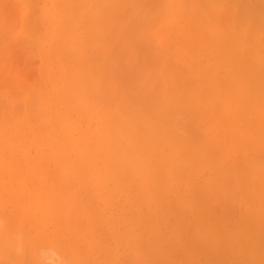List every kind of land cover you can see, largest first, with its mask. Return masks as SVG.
<instances>
[{
    "label": "bare ground",
    "instance_id": "bare-ground-1",
    "mask_svg": "<svg viewBox=\"0 0 264 264\" xmlns=\"http://www.w3.org/2000/svg\"><path fill=\"white\" fill-rule=\"evenodd\" d=\"M51 1L54 2L53 5H55V7H54L53 10H51V6H50V10L53 11L52 15L51 14L48 15V13H47V15L49 16V18H48L49 20L48 21L50 23L48 21L47 22L44 21V22H45V25H46V23H49L50 26H51V27L49 26L50 30L49 31L46 30V31L53 34V36L51 37L52 41H53V39H55L54 40L55 42L57 41L56 42L57 44L55 43L56 45L53 44L52 46L56 47V49H57L56 53L58 55L64 54V55H66L68 57V61H66V59L62 60V58H61V61H63V62L66 61V62L70 63V64L68 63L67 65L68 66L70 65L69 67H71V70L69 69L71 71V73L69 72V77H70V74H71V77L73 76L71 78V80L73 79V81H74V76L75 77H77V76L79 77V75H80L82 77L81 78L79 77V79H77V82L74 81L76 85L73 84V83H70L69 81H71V80L69 79V81H67L68 83L65 86L66 88L64 87L65 90H63V87L59 86L60 88L54 89L51 94L48 93L47 97H45L46 93H44V92H47L48 90L45 91L46 90V89H44L45 87L43 89H41V85H42V84H40L41 82L37 85L38 87L35 85V87H37V89L39 87H40V89L36 92V94H35V92L31 93L32 95H34V94L36 95V99L33 100V101H36V102L34 103V102L31 101L32 103H34L33 104L34 108L32 109L34 112L31 109H30V112L32 111L31 112L32 114L33 113L38 114V116L41 117L42 120H38L39 122H37V119H39V118H37V117H36V119L32 118L31 122H36L34 124L37 125L40 128L36 127V128H38V130L36 131V128H35L36 132L32 131V132H34V134H32V132L30 131V133L32 134L30 137H29L30 133H28L29 135L28 134L26 135V132H24L25 135L28 138H27V140H25L26 143L23 142V144H22V145H24V143H25V145L23 147L20 146L21 149H19V151L21 150V152H19V156L18 155L16 156V153H17L16 150L18 149L19 143H21V141L23 140L22 139L23 137H21V135H20L19 137L22 140L19 139L20 141H18L17 139L19 137L17 139H14V138L12 139V137L14 136V134H13V136H11V138H9L10 140L7 137L9 142L7 141V139L5 141L4 137H2L4 134H3V132H1V129L3 127L0 129V217H2L1 219H3L5 221V226L3 227L2 230H0V264H25V263H29V264H60L59 262H61L62 259L68 261V263L66 262V264H75L74 262H76L77 264H83L84 262H86L84 264H88L89 261L87 262V260H89V259H87V257H90V255L89 256L87 255V254H89L88 253V251H89L88 249L91 247V244L93 243L92 241H90V244H89L88 241L92 238L91 236H93V238H94L95 229H94V233H92L93 235H91L90 239H88V241H86L87 237L85 236L86 238H84L83 234L86 233L87 230H89V229H87V227H86L87 226V224H86L87 221L84 223V220H85V218L87 220V216H85V215H88V217H89L88 219H90V217L92 215L90 214L91 211H89V213H88V208L87 207H89V205H84L85 207L82 205V209L83 210L81 209L79 212L78 211L74 212L71 209H69V207L71 208L73 206V203H75L74 199L75 200L77 199V200L80 201L82 197H88L87 200L89 199V197H90V199L92 197V198H94V203H96V198H97V201L101 200V199L105 200L106 198H109L112 201V199L115 200V199L119 198V196H118L119 194L118 193L124 192L123 191L124 187H126L125 189H129L131 187L130 186V184H131L130 181H132V183H134V184H131V185L132 186L136 185L137 189L136 188L135 189L138 192L134 189V190H132L133 192H131V194L134 195V193L137 192L134 195V197H137V199L132 197V199H129V203L127 202L126 206L129 205L127 208L132 207V205L134 206L133 208H130V209H133V211L134 210L135 211L131 212L132 211L131 210L130 213L131 214L134 213L135 216H134V214H132L134 217H128L127 220L132 219L135 222L136 219H137V221H141V219H142L141 215L143 213H141V211L139 213H138V211L136 212V210L138 208L135 207V205L140 202V200H138V199H140L139 196L141 197L142 201L144 200L143 202H147L146 205H151L150 204L151 201L152 202L155 201L156 203H158L157 206L158 207L160 206L162 208V209L159 208L160 212L162 211V213H163L165 211V213L167 214V212H168V210L166 211V209L168 208V206L166 207L167 201H168V199L171 196H173L172 194L174 193V195H175L176 192H177L178 196L175 195L176 198L174 197V200H172L170 198V200L172 202L176 201V204H173L170 201V204L173 205V208L172 207L171 208L174 210V208H175L174 206H176V207L178 206L177 208H175L177 210H180V211H176L175 210V212H177V215L178 216L179 215L180 216L181 215L185 216L187 213H189L188 215H190V212H188V210H186V209H188V206H185V204L191 203L189 205H193V208H194L193 210L196 209V211H197V209L198 210L202 209V206H203V208H205V207H208L209 205H212V203L216 202V200L213 199V197L214 198L216 197V196H214L216 194L213 195V193H216L215 192L216 189H217V193H219L218 189L222 190L221 188H223V187L225 189H227V187L229 188L230 187L229 185H231V183H233V182H234L233 184L235 186V183H236L235 181H237L236 179L238 178V175L240 173L239 171L241 169H243V170L245 169V172H247L250 175L248 177H250L252 179L254 177L253 180H251L249 178V180H251V182H247V184L252 183L257 178L259 179L258 182L254 181V185H255L254 189L256 187V189H257L256 192H258L259 191L258 189H260L261 193H256V194L253 193L255 191L253 189H252L253 191H251L250 190L251 188L248 185V188H250L249 189L250 191H249L248 188H247V185H246V181H245V184H243L242 182H241V184L246 185L245 189L243 187V190H244L246 195L243 194V192H242V195H239V196H242V198H243L244 197L243 195L247 196L248 194H250V192H252L253 194H255L253 196L251 195L252 198L254 197L252 199V200H254V202L252 200H249L250 197L248 198V196H247L248 200L245 197L243 198L244 204L246 206V204L249 202L250 205H251V201H252L253 205L255 204V205L259 206V208L258 207L255 208V207H253V205H251L252 208H253V209H251L250 206L248 205L251 210L249 209V211L248 210L245 211L246 215H248L247 212H249V214H250L251 211H252L253 214L251 213L250 215H248L249 216V217L247 216L248 219L246 218V216L244 214H241L240 216H242V215L245 216L244 218H245L246 222L244 220V222H245L244 226H242L243 225L242 221L239 220L242 225L240 223H236L237 224L236 227L234 229L232 228L231 230H235V229H237L239 227H240V231H242V229H243L244 233L246 232L245 230H247V232H246L247 234L245 233L244 236L240 237L243 234V232L241 234L239 229H237V230H235L237 232V235L236 236L234 235L232 237H234L235 239L239 238L238 240L236 239V242L239 243V244L237 243V245H238L237 249L241 247L240 248L241 250L238 253H240L241 251L243 252L244 248L247 249L246 251H250V249H251L250 252L253 253L254 248H256L260 243H262L261 241L264 240V238H261V239L259 238L260 235H259V237H258V235H256L257 237L255 238V240L256 241H260L261 240L260 242H256V241H254V239H250V241H252V240L254 241V242L252 241V243H249L250 241L247 242V244H249V245L251 244L252 245L250 249H248L249 245L246 244V241H247L246 239L247 238L248 239L251 238L250 234L253 233L252 229L255 227L253 224L254 223L256 224L257 221L264 222V221H261V217L264 216V194H262V193H264V188H262V187H264V180L261 179V174H262V172H264V171H262V170H264V18H262V17H264V14H261V16H260V13H264V12H260L259 11V8L264 9V0H227V2L226 1L223 2L224 0H222V1H220V0H167L168 2H166L167 5L165 4V6H163L164 5V3H163L164 0H162V1L161 0H159V1L155 0L156 3L153 2L154 0L153 1L152 0L151 1L150 0L146 1L145 0L144 2H142L143 0H141V2L139 3V6L136 3L139 0H130V1L129 0H122V1L121 0H100V1H98V0H83V1L76 0V3H77L78 6H74L75 5V3L73 2L74 0H51ZM84 1H87L86 3L91 2V1H95L96 4L94 2V6L93 7H89V6L86 7L84 5H89V4H86V3L84 4ZM123 1H124L125 4H127V2H128V6H129V2L132 1L131 5L134 6L133 11H130V10H129L130 12L129 11H125V12H129L131 15L129 13H127V14H129L132 18L134 16L133 12L136 9L135 7H137V6L141 7L143 5L142 6V8H143L145 6L144 3H149V2L150 3L152 2L153 4H156L155 6H153V7H155V10H153V7L151 8L150 5L146 4L147 5L146 8L148 10H150V8H151V10H153L151 12L150 11L148 12V10L143 9L144 12H145V13H143L142 8H140L141 9V11H139L140 15L138 14V12L135 14V15L138 14L139 18L142 17L141 15H144L143 16L144 19H145V16L147 17L149 14H151L150 18L147 17V21L146 22H145L144 19H142L143 22L140 21V19H139L138 21H140V24H142V26L140 28V26L138 24L137 25V26H139L138 27V32H136L137 29H135L136 31H134V32L137 33V34L134 35V38L136 36H138L139 37L138 38L139 41L142 40L141 42H139L137 40L138 41V45L135 43L136 46L141 47V49L144 48L145 45L147 44V45H149L148 48L150 47V49H152V51L154 52L155 51L154 49H156V47H158L156 49V52L157 53L159 52V54L161 55V53H163L167 48H169L168 44L170 43L171 40L172 41H171L170 45H172V43L175 40H177V39L180 40V43L182 45V41H181L182 37L180 36V34L181 35H185V31L184 30L186 28H187L186 29L187 30L186 34L189 35L188 36L189 39H187L188 43H189V40L192 37L193 42H191L189 44V45H191V44L192 45L189 46L187 49L184 46H182V47H184L186 49V52L184 51L185 52L184 54H182L180 52V55L186 56L187 58H180V56H179L178 58L176 57V59H175L174 58L175 54H174V52H172L174 55H173V57L170 58V60L173 59V62H172L173 64H177V63H174V59H175L177 62L179 61L178 63L180 65L182 63L184 66H186V68L188 69L187 73L191 74L192 77H194V79H196L197 82L196 81L194 82V84H196V85L192 86L190 83L193 84V81L190 80L191 81L190 82L189 79H188V81L190 83H187L188 81H186V79L188 77V74L185 73V71L182 68H179V70H178V68H176L177 70L174 69V68H172V69L169 68L170 69L169 71H167V72L164 71L166 69H163V67H164V65L166 63L163 65L162 62L163 61L165 62V60L163 59V61H162V58H164V57L161 58L159 56V58H161L159 60H161L160 64L162 66L160 68L157 67V69L156 68H151V69L152 70L155 69L154 70L155 71L154 74H155L156 77L155 76L154 77L156 79L158 77L157 81L160 79L159 81H161V83H162L160 85L164 86L163 87L164 91H165V88L169 89L168 91H170V95L168 94L169 95L168 97H170V98H167V100H166L164 98V96L166 97L167 94L166 95L164 94V96H161L160 94L161 93L163 94L165 92H160V94H159L160 98L157 97L155 102L153 101L156 106L154 104L153 105L155 107L159 108L162 105H160V104H159L160 106L157 105V99L158 100L160 99L162 101L166 100V102H167L168 100H172V98H173L172 96H174L175 100L173 98V101H172V103H174V107L168 106V104L170 103L168 101L167 105L163 103V106L161 107L162 110H160V108H159L158 109L159 111H158L154 107L156 109V110L154 109L155 113L157 112V114L159 116H160V114H161V116H163L165 113L169 112L168 114H166L169 117V114L172 115V112H170V111H173V113H175L174 112L175 110H178L179 112L181 111V109H182V111L185 110L184 111L185 112V116L186 115H190L191 122H189L190 121V119H189V121H188L189 123L187 122V124L190 125V123H191V128L188 125L186 126L184 123H182V124H184V126L183 125L182 126L184 127L185 132H188L190 129H191L190 132H197L196 134H199L198 138L197 137H192V136H194L196 134L194 133V135H193L190 132L186 133L187 135L189 134V136L192 135L190 138H186L187 135L184 136L183 134H182V136H180V135L179 136H175L176 133L174 132L173 129L170 128V126L172 124L170 126H168L170 129H168V127L166 126V128H167V130H166V128L165 129L163 128V127H165L164 125L161 124V125L157 126L156 124L153 123L154 121L149 119V117L147 115H145V114H144V119H142L143 117H140V115L143 114V113H141V112L139 113L140 110L138 111V109H135V112L137 110L136 113H137L138 117L141 119L140 120L138 118L137 122L140 123V124L143 122V124H144V125L141 124L142 127L139 125L141 127L142 131L144 130L147 133V131L149 130V128L147 130V127L149 125H151V126L154 125V127H155V128H153V127L150 126V130L151 129L152 130L151 131L149 130L150 134H154L153 135L154 137L150 135L151 137H153V139H151V137L148 134H146V136H149V137H146V136L144 137L146 142H147V138L151 139L152 140V142H151L152 144L151 143L149 144V142L146 143L144 141L145 143L142 145L140 143L143 142L144 138H143L142 142L139 141V138H140L139 136L141 135V133H139L138 131L141 132V130H139L138 128L135 129V126L138 127V125H135L137 123L136 122V119H137L136 116L137 115H135L136 113L134 112V109H132V110L128 109L130 112L127 111L128 113L124 114V113H122L123 109L122 110L120 109L121 112L119 111V108H121V107H119V108L116 107L118 105V103L115 101V103H117V105H115L113 103L114 105L112 104V106H111V104H110V107H109V106H107V104H105L107 106L106 108L109 107L108 110L106 109L108 112L102 110V107L100 105H99L100 106V108H99L100 111H98L99 109L98 110L96 109L97 106L95 108L93 107L94 105H96L99 102V101H97L98 98H96V97H95L96 98L95 100H96L97 103L93 102L94 103L93 106L92 105H88V104H93L92 103V99H90V97L88 95L94 94V96H95L97 94V92L103 91V89L100 90L101 85H99V84L101 82L103 83V81L106 78H108V77H109V79L112 78L110 76L112 73L111 74L107 73V74H109L108 76L105 73V72H109V70L105 71L107 69V65H106L107 62L105 63V61H106V55L113 53V50H110L111 52L108 51L109 53L107 52V50L109 48L113 49V47H112L113 45H117V46H114L115 50H116V47H118V43H114V41H113V40L117 39V35L118 34L117 33H116V35L113 34L114 37L115 36L116 37L115 38L112 37V39H111V37L108 36L111 39V43H108V42L105 43L104 41L107 40L108 37H105V35L107 36V34H105L106 29H104L103 27L106 26V28H107L108 23H109L108 17H110L109 19H112L111 18L112 17L111 14H113L115 16L116 12H114V10H116V11L119 10L118 7H121L120 5L123 3ZM229 1L231 2L230 4H229ZM2 2H3V4H5L4 0ZM80 2H82L83 4L80 3ZM182 2H183V4H182ZM220 2L223 3V5H221ZM18 3H22V2L19 1ZM160 3L161 4L163 3V4L161 5ZM224 3H226V6L229 5L227 7V9L225 8V4ZM115 4H116V6H115ZM135 4H137V6H135ZM140 4H142V5H140ZM180 4H182V5L179 6ZM79 5H82L83 7L79 6ZM222 6H224V7H222ZM84 7H85V9H88L89 11L87 10V13H86L87 15L81 16V21H82L81 22L82 23L81 27H83V31L86 32V34L88 33V28L89 27H90L91 31H89L90 33H88V35H84V36L82 35L83 36L82 37L81 33H83V34H85V33L81 32V29L78 28V26H80V24L77 25L78 17H77L76 14H78V12H79V15L82 14V11H80V9L82 10V8H84ZM157 7H159V8L162 7L163 8L160 11H158L159 15L156 13L157 12L156 11ZM43 8H44V6H43ZM67 8L68 9L70 8L72 10L74 8H76L79 11L77 12V10L75 9L76 10V14L74 13V11L73 12L71 11V13H70L69 11H66ZM140 9L138 8V10H140ZM223 9H225L224 10V15H225V17H227V20H228V15L231 14L229 16V20L228 21L225 19V17L224 18L221 17V15L224 16L222 14ZM24 10H26V9H24ZM226 10H227V12H225ZM257 10L259 11V13L256 12ZM262 11H264V10H262ZM18 12L20 14V11H18ZM153 12L155 14H157V17H155V18L153 17V16H155L154 14H152ZM176 12H177V15L179 13V18H178V16H175ZM228 12H229V14H228ZM122 13H124V12H122ZM146 13H148V15H146ZM180 13H183V14L181 15ZM107 14H109V15H107ZM160 14H162V15H160ZM47 15L45 14V17H44L45 19L43 18L42 20H47L46 19L48 17ZM58 15H59V17L56 18ZM91 15H92V18H91ZM26 16H28V15H26ZM126 16H125V19H126ZM159 16H161V17H159ZM162 16H163V20H161V22H160V26H159L160 28L159 27H158V29L155 28L157 30H155V29L154 30L151 29L149 31L146 30L148 32H146L145 29H143L145 27V25L149 26L148 24H150V28H152V25H153V27H157L158 24H154L155 23L154 21L157 22L158 17H159V19H162ZM0 17L2 18V16H0ZM40 17H42V16H40ZM123 17H124V15H123ZM152 17L155 19V20L153 19V21H152L153 23L150 21V19H152ZM89 18H91V19H89ZM106 18H107L108 22L104 20ZM132 18H131V21H132ZM136 18H134V19H136ZM184 18H185L186 21L184 20L182 24H184V26L187 25L186 28L183 25H181L179 20H178L177 24H176L177 20L175 21V19H180L181 20V19H184ZM221 18H222V20H221ZM25 19H27V18H25ZM31 20H33L32 17H31ZM103 20L105 21V23H104ZM26 21H28L27 23H30L29 20H26ZM149 21L152 23V25H151V23ZM16 22H18V21L16 20ZM129 22H126L124 24L121 23L122 24L121 25L122 29L124 27H126L127 24H129ZM181 22H182V20H181ZM0 23H1V21H0ZM38 23H40V22H38ZM174 23H175V26L180 23L178 27L179 28H182V27L184 28V30L180 29V31H184L183 32L184 34L182 32H180L179 36L177 35L178 38L174 34L176 39L172 36L173 33H172V35L169 33L170 34L169 35L168 32H170V31L166 30V29L171 30L173 28V24ZM111 24H112V22H111ZM113 24H114V22H113ZM143 24H145V25H143ZM4 25H5V22H4ZM8 25L10 26V23L7 24L6 26H8ZM16 25L18 26V23ZM16 25H14V26L16 27ZM115 25H116V23H115ZM28 27H29V25H28ZM109 27H110V25H109ZM135 27H136V25H135ZM1 28L3 29V25H2ZM4 28L6 30V27H4ZM25 28H27V26ZM25 28H23V30H27L30 27L27 28V29H25ZM37 28H38V26H37ZM139 28L141 30H139ZM179 28L176 27V29H179ZM8 29H9V27H8ZM30 29H32V28H30ZM42 29H41V31H42ZM76 29H77V31L80 29V31L77 34H76V32H77ZM103 29L105 31H103ZM163 29H165L166 32ZM3 30H0V31H3ZM107 30H109V28H107ZM162 30L165 33H167V34H165L163 32H160ZM173 30H175V29H173ZM125 31H127V29ZM9 32H7V33H9ZM178 32H179V30H178ZM1 33H0V36L5 34L3 32H1ZM49 33H47L48 35H46V36H48V38L51 36V34H49ZM79 33H80L81 39L82 38H84L86 40H88V38L90 39V41H89L90 45L86 44V41H85L86 46L81 44L82 42H81V39L79 38ZM174 33H175V31H174ZM120 34H121V30H120ZM120 34L118 35L119 38H120ZM122 34H123V32H122ZM130 34L131 33L129 31V35ZM144 34H146V35H144ZM176 34H177V31H176ZM109 35H111V34H109ZM76 36L79 38V39L77 38L78 41H76L77 40ZM102 36L105 37V40H101ZM131 36H132V34H131ZM186 36L187 35H185L183 37L184 38H188ZM86 37H88V38H86ZM143 37H145L144 39H146V40L140 39V38H143ZM0 38H4V37L2 36ZM5 38H6V36H5ZM172 38H174V41H173ZM129 39L132 40L131 37H129ZM143 40L145 41L146 44H144L142 46V43H144ZM37 41H38V39H37ZM108 41H110V40L108 39ZM115 41L119 42L118 39L115 40ZM74 42H75V44H74ZM187 42H186V44H187ZM28 43H29V41H28ZM76 43H78L80 45V47H78L79 45L76 44ZM91 43H94L95 46L93 44L91 45ZM107 43L109 45L111 44L112 48L111 47L108 48L107 46H109V45H107ZM49 45H50L49 46V48H50L51 44H49ZM73 45H74V47L76 45V47L74 48ZM81 45H83L84 48L81 47ZM147 45L145 47L146 49L144 48L145 51L148 49ZM181 45H180V47H181ZM87 46H88L89 49L93 48L92 50H94L95 52L90 50L91 55L83 54V53L81 54V51L84 50L85 48H87ZM91 46H94V47H91ZM130 46H129V48H130ZM136 46L134 45L133 47L136 49L137 52H134V51H132V52L134 53V56L137 57V60L138 59H142L144 57V55L142 56V55H140V53L143 52L142 50H144V49L138 50L136 48ZM102 47H104V49ZM174 47H172V48H174ZM176 47H177V45H176ZM29 48H30V45H29ZM99 48H101V49H99ZM105 48H107V50ZM170 48H169V50H170ZM79 49L80 50L82 49V50L80 51ZM131 49L133 50V48H131ZM100 50L103 53H101ZM157 50H159V51H157ZM105 51H106V54H104ZM145 51L142 54H145L146 53ZM152 51H151V53H152ZM179 51H181V50H179ZM54 52L55 51H53V53ZM96 52H99V53L103 54V56L105 55L104 56L105 59H103V62L105 64H103V63L101 64V61H98L99 64L95 65V68H93L92 63L97 62V61H95L96 59L94 57H96V55L97 56L99 55ZM123 52H125V51H123ZM138 52H139V54H138ZM169 52L171 53V51H169ZM84 53H85V51H84ZM157 53L153 54V56L155 55V57H156ZM175 53H176V51H175ZM137 54L139 55V57L137 56ZM167 54H169V53H167ZM64 55H63V58H65ZM86 55H87V58L85 57ZM54 56H56L55 53H54ZM100 56L101 55H99V57L97 59H102V56L101 57ZM150 56H152V55H150ZM153 56H152V58H155ZM203 56L207 57V60H209L208 61L209 63L206 62V57H204L205 58V62H202L203 59H204ZM89 57H90V59L93 62L89 59ZM91 57H93V58H91ZM208 57L213 58V60L211 59L212 62H210V58H208ZM42 58H44V57H42ZM145 59H146V57H145ZM145 59L144 60L142 59L143 62H145ZM157 59H156V62H157ZM80 61L83 62L82 64H83L84 67L79 64ZM133 61H134V59H133ZM138 61L140 63H143V62H141V60H138ZM56 62L58 63V61H56ZM66 62H65V65H66ZM75 62L77 63V65H76ZM72 63L74 65H72ZM90 63H91V65H90ZM112 64H114V63L112 62ZM143 64H144V67H145V65H147V63H143ZM143 64H141V65H143ZM160 64H158V66H160ZM65 65H64V67L67 66V65L66 66ZM88 65L91 68L87 72ZM102 65L104 67L103 69H102ZM104 65H106V67ZM42 66H41V68H42ZM73 66H75V67H73ZM78 66L82 67V68H80L81 70L83 68L84 69L82 71H80V70L78 71L79 68L76 69V67H78ZM58 67H60V66H58ZM141 67H142L143 70H145L143 68V66H141ZM151 67H153V66H151ZM169 67H171V66H169ZM85 68H87V69H85ZM100 68L104 71V73L106 75H105V78H103V79L101 78L103 81H101L99 84L97 83V86L99 85V87H100L99 90H96L97 91L96 93H92L91 92L92 87L94 88L96 86V85L93 86V84L96 83V81H93V79H94L95 74L97 73V70H99L98 73H97L98 74V78H100V75H102L101 77H104L103 76L104 73L103 74L102 73L99 74L100 71H102ZM145 68H149V67H145ZM220 69H221L222 75H220L221 73L219 75H217L219 73L218 71ZM84 70H86V73L85 74L83 73L84 75H82L81 72H83ZM140 70H139V72H140ZM143 70L141 72H143ZM149 70L150 69H148V71L146 70V73H144V75L145 74L147 75L149 73ZM152 70L150 71V75L153 72ZM74 71H76V74H75ZM183 71H184L185 74H183ZM77 72L80 73V74H77ZM110 72H112V71H110ZM113 72H114V70H113ZM215 72H217V73H215ZM93 73H95V74H93ZM46 74H48V73H46ZM52 74H53V72H52ZM114 74H115V72H114ZM42 75H43V73H42ZM56 75H57V73H56ZM148 75H147V77H148ZM48 76H50V75H48ZM84 76H85V78H84ZM177 76L178 77L181 76V78L183 76H186V78L183 77L185 80H183V78L182 79L180 78V80H179V78ZM61 77H62V75H61ZM83 78L85 80H87V81L85 82ZM96 78H97V76H96ZM149 78L151 79L150 76H149ZM66 79H64V80L66 81ZM109 79H107V82L104 81L105 85L107 84L106 87L107 86L111 87V85L113 84L112 83L110 85L111 80H109ZM143 80H144V82H145V80H147L146 76L145 77L143 76ZM176 80H178V81L176 82ZM80 81H82V83ZM98 81H99V79H98ZM108 81H109V85H108ZM185 81H186V83H185ZM20 82H21V80H20ZM112 82H114V85H115V81H112ZM139 82H141L142 84L144 83V82H142V79ZM151 82H152V84H149L150 86L153 85V80H151ZM36 84H37V82H36ZM91 84H92V86H91ZM142 84H140V85H142ZM184 84L185 85L187 84V87H184ZM45 85H47V84H45ZM114 85H112V87ZM124 85L125 84H123V86ZM128 85H126V86H128ZM149 85H147V88H148ZM160 85L158 84L157 86L160 87ZM27 86H29V85H27ZM57 86H58V84H57ZM188 86H191V87H188ZM0 87H2V85H0ZM85 87H87V90L90 88L89 92L91 94H89L88 91L85 90ZM106 87H104V88L106 89ZM9 88H10V85H9ZM15 88H16V86H15ZM23 88H25V87H23ZM48 88H50V85H49ZM73 88H75V89H73ZM137 88H142V86L138 87V84H137ZM137 88L135 87V90H134V88H132L134 93L136 92V90H137V92H139L140 89H137ZM160 88L161 89H159V91L162 90V87H160ZM2 89H3V93H4L5 88H2ZM26 89H27V87H26ZM107 89H106V92L104 91V93H107L106 97H108V91H109V90L107 91ZM115 89H117V88L116 87L115 88H111V92L112 93L113 92H116V93L118 92L120 94V93H122L124 91L125 88L121 89L122 92L121 91L119 92L120 89L117 90V91H115ZM0 90H1V88H0ZM126 90H125V92H126ZM13 91H14V89H13ZM25 91H29V90H25ZM154 91H158V90L156 89ZM31 92H32V90H31ZM111 92H109V94ZM131 92H132V90H131ZM3 93H1L0 96H2ZM24 93L26 94V92H24ZM102 93L100 95L105 96V94L104 93L102 94ZM116 93H115V95H116ZM19 94H21V93H19ZM25 94H23V95H25ZM111 94H110L111 98L109 97V98H107V100L104 97V100H106V102H108V103H109V101L111 99L116 100V98H117V97L114 98V96L111 95ZM156 94H157V92H156ZM32 95H30L28 97V99H30V97ZM52 95L56 96L58 99L61 98L60 100H57L56 103L63 104L64 109H65V106H67L66 110L65 111L63 110L64 111L63 113H62V111L61 112L59 111V112H55L54 114L52 113L53 114L52 115V114H50L52 109L49 111L50 113H48V110H49L48 106L49 105L47 106V100H48L47 98L51 97ZM140 95H141V93H140ZM87 96L89 98L88 100L86 99L87 102L91 101V103L88 102L87 106L84 109L85 105H83V104H84L85 98H87ZM94 96L91 95V98H93ZM18 97H20V96H18ZM21 97H24V96H21ZM0 98H2V97H0ZM9 98H10V96H9ZM13 98L15 100V97H13ZM52 98H53V96H52ZM184 98H186V99H184ZM11 99H12V96H11ZM11 99H10V103L13 101V99L12 100ZM17 99L18 98H16V100ZM32 99H34V97L31 98V100ZM54 99H56V98L54 97ZM100 99L101 98L99 96L98 100H100ZM123 99H125V98H123ZM6 100L7 101H5V104L9 105L8 104L9 99H6ZM93 100H94V98H93ZM101 100H103V98ZM119 100H121V98ZM119 100H117V101H119ZM152 100H154V99H152ZM26 101H28V100H26ZM112 101L113 100H111V102ZM48 102H49V100H48ZM123 102L125 104V100H122L120 103H123ZM153 102H151V103H153ZM23 103H25V102H23ZM52 103H53V101H52ZM101 103H104V101H102ZM54 104H55V102H54ZM124 104H123V106H124ZM126 104H127L126 107H128L130 105V102L127 101ZM143 104H145V103H143ZM22 105L23 104H21V107L23 108ZM27 105H28L27 106V108H28L29 104H27ZM105 105H104V109H105ZM0 106H1V103H0ZM91 106L96 110L95 111L96 113L99 112V113H97V115L94 112V115L96 116V117L94 116V118H97L96 120H97V122L98 121L100 122L99 123L100 126H96V127L95 126L93 127L92 125H91V127H86L85 126L86 129H83V131H82V129L80 127H78V126H81L78 123L80 121H77V120H76L77 122L75 121V118L72 116L73 113L71 111H73V109H74L73 112H75L78 109V111L79 110H86L85 112L87 113V111L90 109ZM164 106H168L169 108H173V109H169L168 107H167L168 108L167 109ZM81 108H83V109H81ZM93 108H92V112L94 111ZM115 108H117V109H115ZM131 108H134V106L133 107L131 106ZM137 108H138V106H137ZM165 108L167 110H164ZM178 108H181V109H178ZM139 109H140V107H139ZM148 109L149 108H147L146 110H148ZM111 110L113 111V114L110 115V113L112 112ZM114 110L116 111V113L114 112ZM124 110H126V109L124 108ZM163 110H164V112H163ZM18 111L16 112L17 114L13 113L12 115L13 116H15V115L18 116V114L21 113V111L20 112H18ZM117 111H118V113H117ZM131 111H132V113H134L133 116L136 118L135 121L133 119L134 117L133 116H132L133 118L131 117V115H132ZM178 111H176L177 112L176 113V117L173 116V117H175V119L177 118V114L179 115L180 113H182V111L180 113ZM83 112L84 111H81V113H80V111H79L80 114H82ZM92 112L88 111V114H90L92 116ZM184 112L182 113L183 115H184ZM76 113H75V115H76ZM79 113H77V114H79ZM129 113L131 115H129ZM80 114L78 115V117H80ZM127 114L129 115V117L127 116ZM5 115H7V114H5ZM5 115H4V117H5ZM84 115H85V113H84ZM125 115L127 116L126 119L127 118L128 119L124 121ZM166 115H164L163 118L166 117ZM32 116L35 117L37 115H32ZM141 116H143V115H141ZM2 117L3 116H1V118ZM8 117H9V115H8ZM15 117L12 118V121L13 120L17 121V119L19 118V116H18V118H15ZM81 117H83V114L81 115ZM130 117L134 121V125H132L133 123L131 124V122H133V121L130 122V120H131ZM160 117H159V119H160ZM21 118H22V116H21ZM129 118H130V120H129ZM163 118H161V119H163ZM5 119H7V117ZM172 119L174 120V118H172ZM10 120H11V118H10ZM142 120H144L145 122L142 121ZM149 120H151V122L152 121L153 122L150 124ZM163 120L166 122L167 119L164 118ZM176 120H177L176 121L177 122V126L179 125V123L181 124V122H186V121H181L180 119L178 120V118ZM183 120H184V118H183ZM28 121H30V120L28 119ZM93 121H95V120H93ZM170 121H168V122H170ZM178 121H181V122H178ZM27 122H23L24 125L27 124ZM75 122H76V124H78L77 126H76ZM123 122H126V124L129 123L128 124L129 126L127 127V125H126L127 128L123 129L121 127V125L123 126ZM9 123H8V125L5 126L6 130L8 132H9ZM86 123H87L86 125L89 126V122H86ZM174 123H175V121H174ZM14 124L16 125V123H14ZM20 125H21V123L19 124V126ZM24 125H22V126L25 127V128L23 129V127H21L22 130L26 129V125L25 126ZM40 125L41 126L44 125V126L41 127ZM14 126H12V127H14ZM57 126H60L61 130L59 129V127L56 129ZM161 126H163V127H161ZM172 126H174V125H172ZM160 127L162 128L161 130H160ZM180 127H181V125H180ZM75 128L77 130H79L78 134H77V132H75V130H74ZM78 128H80V129H78ZM29 129L27 128V130H29ZM58 129L60 131L61 136H59L58 133H56L57 132L56 130H58ZM174 129H176V128H174ZM17 130H20V128H18ZM159 130H160V132H159ZM168 130H170V131H168ZM178 130L180 131V129H176V131H178ZM80 131L82 133L81 137H80L81 141L79 140L80 143H78V145H77V141H78V138H79L78 136H80V134H79ZM149 131H148V133H149ZM14 132L15 131L13 129V133ZM74 132L76 134V138L74 136ZM145 132L144 133L142 132L143 136H144ZM172 132L175 133V134H173ZM123 134H125V135L128 134L129 137H127V141H126V138H125L124 143L125 142L126 143L122 145L120 139H122L121 136ZM155 135L157 136L156 138H155ZM124 137L125 136H123V138ZM189 139H191V140H189ZM43 141H47V143L45 142L46 144L45 143L42 144ZM74 141H75V144H74ZM38 142H40V144H37V145L40 146L42 144L43 147L44 146L50 147V149L48 148V151H49L48 153L46 151L42 152V149H38L41 153H39L37 151L39 153V157H38V153H36V155H35V156H37L36 158H33L34 156H32V159L34 161L33 162L31 160V154L27 156V152H29V150H26V147L29 146L30 144L34 143L33 144L34 146H33L32 149L37 148L38 146L35 143H38ZM164 143L165 144L168 143V145H169V147L166 148V149L169 148V151L168 152L166 151L165 154L163 153V151L161 152V147H162V144H164ZM80 144H82V145H80ZM35 145L37 147H35ZM147 145H149V146H147ZM164 146H163V148H164ZM139 147L142 149V151H140V152H138V150L140 149ZM249 150L253 151L254 155L252 154L253 152H251ZM72 151H75L74 155H77L75 158H74L73 155L71 156L73 158H70V155H71ZM199 151H202L201 152L202 154L201 153H198L199 155L196 154ZM237 151L241 152L242 155H241V153L239 154ZM248 151H249L250 155L252 154L251 157L249 156ZM131 152H133V153H131ZM235 153L239 154V156L241 158V161L237 162V158L235 157V155H236ZM43 155H46L47 158H43L44 157ZM196 155L198 157H196ZM28 157L32 161L31 164H29L30 160H28ZM230 158H231L232 162H233V159L235 158L234 160H235L236 164L234 166L230 162L231 163V168L229 169L230 165L225 164V163H227V159H229V161H231ZM240 158H239V160H240ZM34 159H36V162H35ZM97 159H99V163L97 162ZM194 159H195V161H193ZM39 160H41V161L44 160V162L46 160H48V161L51 160L52 162H50V164L53 163L55 171L50 169V168H52L51 167L52 164L49 167L50 164H48V161H47V165H45V164L43 165V162L41 163V161L39 162ZM225 160H226V162L224 163ZM28 161H29V163H28ZM196 161H198V162H196ZM194 162H196V163H194ZM221 162H223V164H225V165L223 166ZM174 163H177L176 164L177 167L174 166L175 165ZM184 164H186V165L183 168ZM218 164L219 165L221 164L223 166V168H221L222 166L220 168L222 170H224L225 173H228V172H226L227 170L228 171L229 170L230 171L233 170L232 168L235 169V172H237L236 169H239L238 174L234 175V173L230 172V171H229L230 174L228 173V175L232 179L234 178L233 182H231L232 179L227 174H225L222 170L221 171L224 173V175L219 169L215 170L217 168L216 166ZM200 165H201V167L203 165L202 168L205 169V167H206L208 170L211 169L210 171L212 173L214 171L215 173L217 172L218 174L216 173L217 176H215V177L212 176V173L210 174L212 177L209 174H208L209 176L206 175V177L203 178V179L200 177V179H202V180H199L200 182H198L195 179L197 181V183H196L195 180H193L194 181V183H192L193 185H190L191 182H193V181H190L191 178L193 177L192 174H196L197 175V173H195V170L197 169L196 171H198V169H201ZM205 165H207V166H205ZM226 165H228V167ZM171 166H174V167H171ZM189 166H190V168L193 167V168H196V169H193V168L189 169ZM209 166L211 168H209ZM170 167H171L172 170L174 168V171L178 170V169H179V171H175L176 173L173 171L174 174H170V173H168V172L172 171L170 169ZM178 167H180V168H178ZM185 167L187 168L185 172L188 171L187 173H189V172L193 171V173H191V174L189 173L190 174L189 177L188 176L187 177L183 176L184 173H182L181 169H185ZM214 167H216V168L214 169ZM225 167L227 168L226 170H225ZM168 168L170 169L169 171H168ZM85 169H86L87 173H88V171L90 172V173H88L89 175L84 171ZM119 169L122 172V174H115L114 172L119 170ZM48 171H50V172H48ZM52 171H54V172H52ZM120 171H119V173H121ZM46 172H48V173H46ZM82 172H83V174H81ZM123 172H124V174H123ZM201 172H202V170H201ZM25 173H27L28 176L31 179L34 180V181L30 180L31 181L30 183L33 184V185L30 184L31 188L25 186V184H24V179H26V178H24V174ZM207 173H209V172H207ZM215 173H213V175ZM219 173H222V175H221L222 178L220 176H218V175H220ZM242 173H240V175ZM244 173H243V175H245ZM80 175H81V177H80ZM83 175H84V177H86V179H85L86 182H84L85 180H83V178H84ZM111 175H113L114 178H116V176L118 178H119V176H120V178L124 177L123 180L125 179L126 184H129V186H126L125 184L123 186L122 183L124 181L122 180L123 182L121 183V187H120V185H119L120 182L117 183L118 179H116L117 181L114 180V178L111 177ZM236 175H237L236 179H235V177H232V176H236ZM107 176H109L110 182H112L111 179H113V182H112L113 185L110 186V184L109 185L107 184L108 183L107 182L108 178H106ZM224 176H228L230 179H228V178H226V179H227V181H230V182H227L226 179H225V181H222L221 179H224L223 178ZM216 177L217 178L219 177L222 182H225V184H223L219 179H218L219 181L216 180L215 179ZM245 177H247V175ZM187 178H189V180ZM242 179H244V177ZM247 179H244V180H247ZM105 180H106L107 183L104 182ZM181 180H183V181L186 180V181H184V183H183V182H181ZM239 181L240 180H238L237 182H239ZM219 182L222 183V184H220ZM259 182H260V185L262 187L259 185ZM34 183H36V184L34 185ZM179 183H183L182 186L185 187L186 190H185V188L183 189V187H182V189L180 188V190H179L180 186L177 189H175L174 186L177 187V185H179ZM185 183H187V185ZM188 183H189V185H188ZM218 183H219L220 186L222 185L223 187L220 188V186L217 185ZM227 183L229 185L225 187V185ZM256 183H258V185ZM116 184H117V186H116ZM236 184H238V183H236ZM241 184H240V187L243 186ZM216 186H218V187H216ZM118 187H120V188L118 189ZM260 187L262 188V190H261ZM121 188H123V190ZM236 188H237V186H236ZM252 188H253V186H252ZM152 189H154V191H151ZM171 189H173V190L170 192L169 190H171ZM182 190H184V191H182ZM246 190H248V191H246ZM134 191H136V192H134ZM226 191L227 192L229 191L228 193H230V194L232 193V190H230V189L229 190L227 189ZM184 192L186 194L189 193L190 196L188 195V197H186ZM234 192L236 193V191L233 190L232 195L234 194ZM153 193H156V194L154 195ZM160 193H162V194H160ZM164 193H165V197L166 198H163L164 197ZM181 193L184 194V196ZM221 193H223V190L221 191ZM115 194H117V195H115ZM123 194H124V197H127V198H128V196H130V197L132 196L129 193H127V195H125V192ZM138 194H139V196H138ZM230 194H229V196L226 194L225 197H227V198L223 197L225 202L223 204L221 203L222 205H220V203H218V202H216V204L214 203L215 205H217V204L220 205V206H217V208L222 206L221 209L218 208L220 211H222V219H221V216H220L221 212L219 210H217V211H219L220 215L219 214L216 215L217 211H214L215 212L214 216H213V213H212V216L214 217V219H216V217L219 215L221 221L223 220V222H224V218H227V216H228V209L227 208H229V207L226 208V205L228 206L227 203L230 202L231 205H235L238 202L240 203V201H239V200H241L240 197L237 196L238 199H239L238 200L237 197H235V194L233 196H230ZM236 194H238V193H236ZM219 195H220L219 196V198H220L223 194H219ZM159 196H160V198H159ZM120 197H121V195H120ZM124 197H122L123 201H120V204L118 203V205H120V206L116 207V209L118 208L119 211H121V210L129 211L130 210V209L127 210L126 207H125V209L123 208V206H124L123 203H125V201L128 200V199H126ZM233 197H235L237 199V201ZM133 198H134V200H133ZM155 198H156V200H155ZM177 198H180L182 201H180ZM185 198L186 199L188 198V199L186 200ZM211 199H212V201H210ZM227 199H229V200H227ZM231 199H233L234 201L231 200ZM245 199L248 201L247 203H245ZM177 200L180 201L181 203L183 202L182 206H181V203L177 204ZM192 200H195L196 202L197 201L198 202L196 203L195 201H193L194 203H192ZM213 200H214V202H213ZM8 201L10 203L14 202V203H12V207H9L10 209L9 208H5L6 207L5 203L9 204ZM71 201H72V204H71ZM90 201H91V203L93 202L92 200H90ZM131 201L133 202V204H131ZM137 201H139V202L135 203ZM161 201H162L163 204L165 202L166 205L164 204V206H163ZM208 201H209L210 204L209 205L208 204L204 205V202L208 203ZM235 201L237 203H235ZM88 202H89V200H88ZM187 202H189V203H187ZM219 202H221V201H219ZM232 202H234L235 204H233ZM69 203L72 206L71 205L68 206ZM107 203L109 204V202H107ZM199 203H202L203 205L201 206V204L199 205ZM230 203H229V205H230ZM183 204H184V206H183ZM241 204H242V207H243L244 206L243 202H241L239 204V207L241 206ZM111 205H113L112 202H111ZM139 205H141V204H139ZM143 205H145V203ZM146 205L144 207H145V210H146L147 213L152 214V213L155 212V211L150 212L151 209H154V207H151V208L149 207V210H148V206H146ZM168 205H169V202H168ZM99 206H100V210H102L101 209L102 206H103L102 200H101V205H99ZM104 206H105V204H104ZM223 206H225L224 208H226V210H227L226 216L225 215L223 216V213H224L223 211H225L223 209ZM181 207H184V209L182 208L183 211H185L184 213H183ZM236 207H238V205ZM242 207H240V209H242ZM171 208H170V210H172ZM230 208H234V207L232 206ZM73 209H74V207H73ZM96 209L99 210V207L96 208ZM235 209H232V210H235ZM237 209L235 211L236 213L238 212ZM215 210H216V208H215ZM230 210L231 209H229V211ZM95 211H96V214L100 213V211L99 212H97V210H95ZM95 211L92 210V212H95ZM109 211L110 212H108V213L105 212V213L106 214H109V213L111 214V209H109ZM123 211H121V212H123ZM121 212L119 213V212L116 211L115 215L116 216L119 215L118 217L121 218L119 220H122V221H120V222L118 221V223H117L116 220H118L117 219L118 217L116 218L115 215H111L112 218H110V220H112L113 218L116 219V220H114L115 221L114 223H116L117 226H118V224L121 225L123 223V220L125 221V223L127 222L126 219H125V217H127V215L123 217V216H121ZM235 212L233 214H235ZM245 212H243V213H245ZM101 213H102V211H101ZM136 213L138 215L141 213V215L136 217V215H137ZM196 213H193V214H196ZM204 213H207V212H204ZM204 213L200 214V212H198V214H196V215H198V217H200L203 220V217L206 219V217H205L206 215H204ZM210 213H211V208H210ZM256 213H259V214H257V217H256ZM96 214L93 213L94 216ZM166 214H165V216H166ZM168 214H170V213H168ZM208 214H209V212H208ZM101 215L104 216V213L101 214ZM132 215H130V216H132ZM145 215H147V214L145 213ZM145 215H144V217H145ZM188 215H186V216H188ZM251 215H252V217H253V215H255L252 219H254L255 217L258 218V219L256 220V222H254L255 219L253 221L251 219L252 223L248 224L247 222L249 221V218L251 217ZM84 216H85V218H84ZM111 216H109V217H111ZM160 216H161V213H160ZM186 216L184 217L185 220H183L182 223H184L186 225H189L188 223H190L193 226H195V227H193L195 229H196L197 226H200L199 224H201V223L195 224V222H197L196 217L195 218L193 217V219L194 220L196 219V220L195 221L193 220L194 222H192L191 220L186 218ZM230 216H232V215H230ZM237 216H238V213H237ZM237 216H236V218H237ZM60 217L61 218L63 217L64 220H61ZM99 217L101 218L100 215H99ZM99 217H97V219ZM181 217H176V218H174L175 220L174 219H171V220L176 222L177 220L178 221L181 220ZM188 217H190V216H188ZM232 217L235 218L234 216H232ZM92 218L95 219V220H91L93 223H94V221L97 222L98 220H100V218L98 220L96 219V217L95 218L92 217ZM147 218L149 219V216ZM209 218H211V217H209ZM102 219H103V217L100 220V225L102 224V222H101ZM104 219L106 220V218H104ZM107 219H109V218H107ZM159 219L161 220L162 218L160 217ZM218 219L219 218L217 217L215 222H214L213 218H211V221H209L210 219H208V220L206 219V221H207V223L208 222H210V223L213 222V224L218 222V224L217 223L215 224V228H216V231L220 230V232H221V228H219V230H218L217 227H216V225L218 226L219 223H220L219 227L221 226V221L219 222ZM262 219H264V218H262ZM59 220L63 221L62 223H64L65 220H66V222H67L66 227H63L62 225H64L65 223L64 224H62V223L60 224ZM110 220H109V223L107 222V224H109V225L111 224ZM142 220H144V218ZM145 220H147V219H145ZM198 220H199V218H198ZM202 220H199V221L202 222ZM104 221H103V224H104ZM137 221H136V224H137ZM148 221H150V219ZM152 221H154V220H152ZM226 221L229 222L228 218L226 219ZM111 222L113 223V221H111ZM130 222H131V225L134 224V222L132 223L131 220L129 221V224L128 223H126V224L124 223V227L126 228V231L128 230V232H129V230H132L131 227H130V229L127 228V227L130 226ZM235 222H238V221H235ZM140 223H143V224H140ZM233 223H231V224H233ZM85 224H86V226H84ZM92 224H91V226H92ZM105 224H106V222H105ZM107 224H106V227L108 226ZM116 224H114V225H116ZM138 224H140L141 225L140 228H142V229H140V232H141V230L144 231V229L146 228L145 234H147L146 231L149 230V229L147 230V228L149 226L147 227L146 224H148V222L145 221V224H144V221H142V222H139ZM138 224L136 225L137 227L136 226L135 227L139 230V227H138L139 225ZM176 224H177V222H176ZM184 224H183V227L185 229H187L186 227H188V226H185ZM213 224H212V228H214ZM126 225H129V226L126 227ZM178 225L179 224H177L176 226H178ZM192 225H190L189 228H191ZM70 226H72V228L74 226V228H73L74 230ZM89 226H90V223H89ZM91 226H90V229L93 230V227H95V225L92 226V227ZM142 226H144V227H142ZM210 226H211V224H210ZM210 226H208V225H206V223L204 224L202 222V225L200 227L203 228V230L202 229L201 230L205 234L203 237H206V234H208L209 232H212V231L208 232V230H205V229L209 228ZM226 226H228V224ZM68 227H70L72 229V231L70 230L71 233L67 234V231L69 230ZM84 227H86V229ZM113 227L114 226L112 224V228ZM132 227L134 228V225H132ZM164 227L165 226H163V229H164ZM172 227L173 226H171V228ZM256 227H258L257 224H256ZM64 228L68 229L65 232L66 234L63 233L64 232L63 231ZM109 228L106 230L105 225L103 226V229H105L106 231H111ZM136 228L133 229L132 235L129 234V237L135 235ZM150 228H151V226H150ZM153 228H151V229H153ZM169 228L170 227H168L166 230L170 231ZM175 228L177 229V227H175ZM229 228L230 227L228 226V229ZM244 228H245V230H244ZM195 229H192L193 232L195 231ZM254 229H256V228H254ZM259 229H262V230H259ZM81 230H83V231H81ZM91 230H89V231L91 232ZM112 230L117 231V229H114V228ZM257 230H259L257 234H259V232H261V234L264 233V226L261 225L260 228H257ZM163 231H165V229ZM172 231H173V228H172ZM187 231H188V229H187ZM196 231H197V229H196ZM206 231L208 233H205ZM249 231H252V232L248 233ZM18 232H19V234H21V241L20 242H21V245H22L23 254L20 253L21 255H19L18 252H17V254L14 253L16 255L13 256V254H12L13 252L11 253V251L14 249V247H15V249L17 248V246L13 245V244L17 243L18 241L14 242V239L17 236L15 238L12 237V236L15 235L14 233H18ZM133 232H134V235H133ZM136 232H137L136 235H138V237H139V234L142 233V232L141 233L139 232V234H138V231H136ZM179 232H180V235H181V234L184 233V230L183 229H182V231L178 230V232H177L178 234H176L177 236L179 235ZM213 232H215V231L213 230ZM111 233H113V232H111ZM196 233H198V231ZM203 233L195 235L194 238L197 239L198 241H199V239L200 240L204 239L203 237L201 238ZM212 233L209 234V237L207 236L208 237V238H206L207 241L208 240L210 241L212 239V237H214V236H212L210 238ZM227 233H230V232H227ZM87 234H88L87 236L89 237V235L91 233L87 232ZM113 234L115 236V233H113ZM223 234H221V235H223ZM254 234H256V232L253 233L252 236ZM213 235H215V233ZM152 236H154V235H152ZM262 236H264V235H262ZM141 237H143V236H141ZM198 237H199V239H198ZM144 238H143V240H144ZM252 238H254V237H252ZM235 239H233V240H235ZM243 239H245V240H243ZM258 239H260V240H258ZM80 241L87 242V246L88 247H86V251L85 252L84 251L82 252V249L80 250V248H79L78 244L82 245V242L79 243ZM236 242H234V244ZM242 242L245 243V245H246L245 247H243L244 245H243ZM254 243H256V244H254ZM83 244H84V242H83ZM240 244H242V245H240ZM229 245H230V248H231V243H229L228 246ZM260 245H262V244H260ZM82 246H85V244L82 245ZM82 246H80V247L82 248ZM233 246H235V245H233ZM9 247H10V253L11 254L8 252ZM12 247H13V249L11 250ZM227 248H229V247H227ZM234 248L236 249V246ZM20 249H21V247H20ZM262 250H264V247H262ZM80 251L82 252L81 254L79 253ZM83 253H85L86 256L85 255L83 256ZM229 253H231V250H230ZM252 253L249 254V252H248L247 255L252 257ZM3 254L4 255L6 254V256H4L2 258L1 256ZM255 255H254V257H255ZM22 256H23V258H24V256L26 258L22 259ZM242 256H245V255H239V259H238L239 263H240V259H242L240 257H242ZM249 256H245L244 258H247ZM262 257H264V256H261V258ZM25 259H27V262L24 261L25 263H23V260H25ZM260 260H262V259H260ZM136 262H138V261L136 260ZM141 262H142L141 264H143V263L145 264L146 263L145 260H142ZM250 262L246 261L244 264H246V263L250 264ZM252 263L253 262H251V264ZM135 264H137V263H135ZM149 264H151V263H149Z\"/></svg>",
    "mask_w": 264,
    "mask_h": 264
},
{
    "label": "rangeland",
    "instance_id": "rangeland-1",
    "mask_svg": "<svg viewBox=\"0 0 264 264\" xmlns=\"http://www.w3.org/2000/svg\"><path fill=\"white\" fill-rule=\"evenodd\" d=\"M3 1V0H2ZM1 0H0V16H2V18L0 19V21H1V23H0V30H3V31H0V33L1 32H3V33H5V34H3L2 36L4 37V38H0V85H2V87H0L1 88V90H0V92L1 93H3V89L2 88H5V90H4V93H3V95L2 96H0V97H2V98H0V103H1V108H0V129H1V132H3V136L2 137H4V140L6 141V139H7V137H8V139L9 138H11V136H13V134H14V136L12 137V139L14 138V139H17L20 135H21V137H23L22 139L19 137L17 140L18 141H20V140H22L21 141V143H19V146H18V149L16 150L17 151V153H16V156L18 155L19 156V152H21V150L19 151V149H21V147H23L24 145H25V143H26V141L25 140H27V134L28 133H30V131L32 132V131H35V128L36 127H38L37 125H35L34 123H36V122H31V120H32V118L33 119H36V117L37 118H39V119H37V122H39L38 120H42L41 119V117H39L38 116V114H36V113H31L33 110V108H34V106H33V104L36 102V101H33V100H35L36 99V92L40 89V87L37 89V85L40 83V84H42L41 85V89H43L44 87V89H46L45 91H47V92H44V93H46L45 94V97H47V95H48V93H52L53 92V90L54 89H58V88H60V87H63V90H65V86H66V84L68 83L67 81H69V79L71 80V78L73 77H71V74H70V77H69V72L71 73V67H69L67 64L69 63V62H66V61H68V57L66 56V55H64V54H60V55H58L57 53H56V51H57V49H56V47L55 46H52L53 44L54 45H56L57 43V41L55 42L54 40L55 39H53V41H52V36H53V34L52 33H49V32H47V31H49L50 30V22L48 21L49 19V16L48 15H52V12L53 11H51V10H53L54 9V7H55V5H53V1H51V0H4V2H5V4H3V2H2ZM22 2V3H18V2ZM25 1V2H24ZM40 1V2H39ZM79 1H83V0H79ZM98 1H100V0H98ZM122 1V0H121ZM130 1V0H129ZM145 0H143L142 2H144ZM146 1H148V0H146ZM151 1V0H150ZM153 1V0H152ZM157 1V0H156ZM159 1V0H158ZM162 1V0H161ZM165 1V0H164ZM163 1V3H164V5L163 6H165V4H166V2H168L167 0L164 2ZM220 1H222V0H220ZM227 2V0H224L223 2ZM74 3H75V5L74 6H78L77 5V3H76V0H74L73 1ZM87 1H84V4L86 3ZM94 2L95 1H91V2H88V3H86V4H89V5H84V6H89V7H93L94 6ZM132 2V1H131ZM131 2H129V6H128V2H127V4H125L124 3V1H123V3L120 5L121 7H118L119 8V10H114V12H116L115 13V16L113 15V14H111V18L112 19H109L110 17H108V20H109V23H108V26H107V28H109V30H107V28H106V26L105 27H103L104 29H106V32H105V34H107V36L105 35V37H111V39H112V37L113 38H115L114 37V35H116V33L119 35L120 34V30H121V34H120V38L118 37V35H117V39H118V41L119 42H116L115 40H117V39H115V40H113L114 41V43H118V47H116V50L114 49V46H117V45H109L108 43H111V39L108 37L107 38V40H105V37L104 36H102V39L101 40H105L104 42L106 43V42H108L107 43V45H109V46H107L108 48L109 47H113V49H108L107 50V48H105L106 50H107V52L109 51V52H111L110 50H113V53L112 54H108V55H106V61H105V63H106V65H107V69L105 70V71H108L109 70V72H105L106 74L107 73H112L110 76L112 77H110L111 79H109V77L108 78H106L104 81L105 82H107V79H109V80H111V82H110V85L112 84V85H114V82H112V81H115V87L117 88V89H115V91H117V90H119V92L121 91L122 92V90L121 89H123V88H125L124 89V91L122 92V93H116V92H111V88H115L114 86L112 87V85H111V87L109 86H107L106 87V85H105V82L102 80L103 78H105V73H104V71L102 70L104 67H103V65H102V71H100V73L99 74H103L104 73V77H101L102 75H100V78H98V71L99 70H97V73L95 74V73H93V74H95V76H94V79L96 78V76H97V78L99 79V81H98V79L96 80H94L93 79V81H96V83H94L93 84V86H95L94 88L92 87V90H91V92L92 93H96L97 91L96 90H99V85H101V88H100V90L101 89H103V91H99V92H97V94L94 96V94H91L90 92H89V89L87 90V87H85V90L86 91H88V93L89 94H91L92 96H94L93 98H94V100H93V98H91V95H88L89 97H90V99H92V103L94 102V103H97L96 102V98H98L99 99V96H100V98L102 99L103 98V100H98L97 99V101H99L96 105H94V103L93 104H88V105H94L93 107L95 108L96 106H97V110L100 108V106L102 107V110H104V111H107L108 110V108L110 107V104H111V106H112V104L114 103L115 105H117V103H118V105L116 106V107H121V108H119V111L121 112V110L123 111L122 113H124V114H126V113H128V112H130L129 110H132V109H134V112H135V109H138V111H139V113L141 112V113H143V114H141V115H143V116H141L140 115V117H143L142 119H144V114L145 115H147L148 117H149V119H151V120H153L152 122L154 123V124H156L157 126L158 125H164L165 127H163V126H161V127H163L164 129L166 128V126L168 127V126H170L171 124L172 125H174V126H170V128L171 129H173L174 130V132L177 134H175V133H173V134H175V136H182V134L184 135V136H186L187 134L186 133H189L190 132V128H191V123H190V125H188L187 124V122L189 121V119H190V115H186L185 116V110L184 111H182V109L181 108H178V109H181V111H182V113L184 112V115L182 114V113H180L178 110H175L174 112L175 113H173V111H170V112H172V115H170L169 114V117L166 115V114H168V113H165L164 115H166V117H164L165 119H167L166 120V122L163 120L164 118H163V116H161V114H160V116L157 114V112L155 113V111H154V109L156 108L157 110L160 108V110H162L161 109V107L163 106V103L164 104H166L167 105V102L169 101L170 103L168 104V106H172V107H174V103H172V101H173V98H174V96H172L171 98H172V100H168L167 102H166V100H167V98H170V97H168L169 95H170V91H168L169 89H166L165 88V91H164V86L163 85H160V84H162L161 83V81H157V79H158V77H157V79L155 78L156 76H155V69H151V68H156L157 69V67H161L162 65L160 64L161 62V60H159V59H161L162 57H164V58H162V61H163V59L165 60V62L163 63L162 62V64L164 65L165 63V65H164V67H163V69H166V70H164V71H169L170 69H172V68H174V69H176V68H178V70H179V68H182L184 71H185V73H187V68H186V66H184L182 63H181V65L175 60L176 59V57L178 58L179 56H180V58H187L186 56H182V55H180V52L182 53V54H184L185 52H186V49L189 47V46H191V45H189L191 42H193V39H192V37H191V39L189 40V43L187 42V39H189V35L188 34H186V26L187 25H185L184 26V24H182L183 23V21L185 20V18L184 19H181L182 20V22H181V20L180 19H175V21H176V24L178 23V20H179V22L181 23V25H183L186 29L184 30V28L182 27V28H179L178 26H179V24L178 25H176L175 26V23L173 24V28L171 29V30H169V29H166L167 31H170V32H168V34L170 33L171 35H172V33H173V37L176 39V37L178 38V36H179V33L180 32H184L185 31V35H187L186 37H188V38H184L183 36H185V35H181L180 34V36L182 37L181 38V41H182V45H181V43H180V40L179 39H177V40H175L174 41V38H172L173 39V43H172V45H170L171 44V41H170V43L168 44L169 46V48H170V50H169V48H167L163 53H161V55L159 54V52L157 53L156 52V49L158 48V47H156V49H154L155 51L153 52L152 51V49H150V47L148 48V46L149 45H147L146 43H145V41L144 40H146V39H144L145 37H143V38H140V39H144L143 41H144V43H142V46L144 45V44H146L147 45V48L149 49H147L146 51H145V47H146V45H145V49L144 48H142V49H144V50H142L141 49V47H138V46H136V44L138 45V41H139V37L138 36H136L135 38H134V35L135 34H137L136 32H138V27L140 26V28H141V26H142V24H140V21H142L143 22V20L142 19H144L143 18V16L144 15H141L142 17H138V14H139V11H141V9L140 8H142V4H140V5H142L141 7H138L139 6V3L141 2V0H139V1H137L136 3L138 4V6H137V4H135V6H137L140 10H138V8L137 7H135L136 9H135V11L133 12L134 14V16H133V18L130 16L131 14L129 13L130 11H133V8H134V6L133 5H131ZM153 2H155V0L153 1ZM180 2V1H179ZM2 3V4H1ZM9 3V4H8ZM80 3H82V2H80ZM79 3V4H80ZM99 3V2H98ZM150 3V2H149ZM144 3V7L142 8V10L143 9H146V10H148L146 7H147V5L146 4H148V5H150L151 6V8L153 7V6H155L156 4H153L152 2V4L150 3ZM156 3V2H155ZM159 3V2H158ZM162 3V4H163ZM189 3V2H188ZM221 3V2H220ZM219 3V4H220ZM231 2L229 1V4H230ZM13 4V5H12ZM28 4V5H27ZM83 4V3H82ZM95 4H96V2H95ZM125 4V5H124ZM161 4V3H160ZM161 4V5H162ZM182 4H183V2H182ZM182 4H180L179 6H181ZM225 4V8L227 9V7L229 6V5H227L226 6V3H224ZM2 5V6H1ZM39 7H38V6ZM159 5V4H158ZM167 5V4H166ZM221 5H223V3H221ZM12 6V7H11ZM20 6V7H19ZM32 6V7H31ZM43 6H44V8H43ZM50 6H51V10H50ZM79 6H82V5H79ZM115 6H116V4H115ZM133 6V7H132ZM160 6V5H159ZM162 6V7H163ZM175 6V5H174ZM177 6V5H176ZM178 6V7H179ZM83 7V6H82ZM88 7V8H89ZM127 7V8H126ZM162 7H157V9H156V13L159 15V12L158 11H160L161 9H163ZM222 7H224V6H222ZM13 8V9H12ZM39 10H38V9ZM49 8V9H48ZM117 8V9H118ZM126 8V9H125ZM129 8V9H128ZM151 8H150V10H148V12L150 11H153V10H155V7H153V10H151ZM20 9V10H19ZM24 9H26V10H24ZM48 9V10H47ZM70 9V8H69ZM68 8H67V10L66 11H69L70 13H71V11L73 12L74 11V13L76 14V8H74L73 10L72 9H70L69 10ZM76 9V10H75ZM84 9V10H83ZM90 9V8H89ZM124 9V10H123ZM23 10V11H22ZM46 10V11H45ZM87 10L88 9H85V7L84 8H82V10L80 9V11H82V14H80L79 15V10H77V12H78V14H76L77 15V17H78V22H77V25L78 24H80V26H78V28H80L81 29V32H84L83 31V27H81L82 26V21H81V16H83V15H87L86 13H87ZM121 10V11H120ZM123 10V11H122ZM130 10V11H129ZM137 10V11H136ZM224 10L225 9H223V11H222V14L224 15ZM262 10H264V9H261V8H259V11L260 12H264V11H262ZM18 11H20V14H19V12ZM36 11V12H35ZM38 11V12H37ZM89 11V10H88ZM125 11H129V12H125ZM259 11L257 10L256 12H258L259 13ZM30 12V13H29ZM44 12V13H43ZM68 12V13H69ZM113 12V11H112ZM122 12H124V13H122ZM138 12V14L137 15H135L136 13ZM225 12H227V10L225 11ZM47 13H48V15H47ZM73 13V14H74ZM127 13H129V14H127ZM142 13V12H141ZM143 13H145L144 12V10H143ZM43 14V15H42ZM45 14L48 16L46 19L47 20H42L44 17H45ZM117 14V15H116ZM152 14H154L155 16H153L154 18L155 17H157V14H155L154 12L152 13ZM181 15L183 14V13H180ZM228 14H229V12H228ZM261 14H264V13H260V16H261ZM26 15H28V16H26ZM104 15V14H103ZM102 15V16H103ZM107 15H109V14H107ZM123 15H124V17H123ZM127 15V16H126ZM129 15V16H128ZM140 15V14H139ZM146 15H148V13H146ZM150 15V16H149ZM147 17H151V14H149ZM160 15H162V14H160ZM185 15V14H184ZM183 15V16H184ZM188 15V14H187ZM227 15V14H226ZM231 14H229L228 15V20H229V16H230ZM14 16V17H13ZM30 16V17H29ZM40 16H42V17H40ZM105 16V15H104ZM125 16H126V19H125ZM164 16V15H163ZM163 16H162V19H159V17H161V16H159L158 17V19H157V22L156 21H154L155 23L154 24H158L157 25V27H153V25H152V21H153V17H152V19H150V21L152 22H150L151 23V25H152V28H150V24H148L149 26H146L145 24H143V25H145V27L143 28V29H145V31L146 30H154L155 28H157L158 29V27L160 26V22H161V20H163ZM175 16H178V18H179V13H178V15H177V12H176V15ZM182 16V17H183ZM186 16V15H185ZM184 16V17H185ZM17 17V18H16ZM31 17H32V19L33 20H31ZM59 17V15L56 17V18H58ZM106 17V16H105ZM114 17V18H113ZM132 18V21H131V18ZM137 17V18H136ZM147 17L145 16V22L147 21ZM181 17V16H180ZM221 17H225V15L224 16H222L221 15ZM16 18V19H15ZM25 18H27V19H25ZM39 18V19H38ZM91 18H92V15H91ZM91 18H89V19H91ZM129 20H128V19ZM134 18H136V19H134ZM262 18H264V17H262ZM45 19V18H44ZM80 19V20H79ZM140 19V21H138ZM225 19L227 20V17H225ZM15 20V21H14ZM16 20L18 21V22H16ZM26 20H29V22L30 23H27L28 21H26ZM105 21H107L108 22V20H107V18L106 19H104ZM103 20V21H104ZM118 20V21H117ZM128 20V21H127ZM155 20V19H154ZM160 20V21H159ZM221 20H222V18H221ZM227 20V21H228ZM25 21V22H24ZM49 22V23H46V25H45V22ZM105 21H104V23H105ZM129 22V24H127V26L126 27H124L123 29H122V27H121V23H126V22ZM159 21V22H158ZM174 21V22H175ZM186 21V20H185ZM3 22V23H2ZM4 22H5V25H4ZM38 22H40V23H38ZM111 22H112V24H111ZM113 22H114V24H113ZM148 22V23H149ZM10 23V26L8 25V26H6L7 24H9ZM15 23V24H14ZM18 23V26L16 25ZM42 23V24H41ZM89 23V22H88ZM115 23H116V25H115ZM132 23V24H131ZM134 23V24H133ZM38 24V25H37ZM139 24V26H137ZM147 24V23H146ZM186 24V23H185ZM2 25H3V29L1 28L2 27ZM14 25H16V27L14 26ZM28 25H29V27L30 28H32V29H30L29 27H28ZM40 25V26H39ZM105 25V24H104ZM109 25H110V27H109ZM135 25H136V27H135ZM24 26V27H23ZM27 26V28H29V29H27V28H25ZM37 26H38V28H37ZM47 26V27H46ZM50 26V27H49ZM175 26V27H174ZM4 27H6V30H5V28ZM8 27H9V29H8ZM77 27V26H76ZM130 27V28H129ZM134 27V28H133ZM176 27L177 28H179V29H176ZM181 27V26H180ZM23 28H25V29H27V30H23ZM43 28V29H42ZM139 28V30H141ZM160 28V27H159ZM11 29V30H10ZM41 29H42V31H41ZM80 29L77 31V29H76V34L80 31ZM103 29V31H105ZM117 29V30H116ZM119 29V30H118ZM127 29V31H125ZM135 29H137V31L135 30ZM157 29H155V30H157ZM173 29H175V30H173ZM180 29L181 30H184V31H180ZM31 30V31H30ZM47 30V31H46ZM87 30V29H86ZM165 32H166V30L165 29H163ZM160 31V32H163V33H165L164 31ZM178 30H179V32H178ZM10 31V32H9ZM89 31H91L90 30V27L88 28V33H90ZM129 31H130V33L132 34V36H131V34L129 35ZM134 31H136V32H134ZM143 31V30H142ZM148 31H146V32H148ZM159 31V30H158ZM157 31V32H158ZM174 31H175V33H174ZM176 31H177V34H176ZM7 32H9V33H7ZM32 32V33H31ZM42 32V33H41ZM80 32V33H81ZM109 32V33H108ZM122 32H123V34H122ZM134 34H133V33ZM145 32V33H146ZM159 32V33H160ZM47 33H49V34H51V36L48 38V36H46V35H48ZM80 33H79V38L81 39V37H80ZM85 34H83V33H81V36L83 35H88V33L86 34V32H84ZM2 34V33H1ZM8 34V35H7ZM109 34H111V35H109ZM114 34V35H113ZM165 34H167V33H165ZM169 34V35H170ZM176 35V37H175V35ZM184 34V33H183ZM11 35V36H10ZM43 37H41V36ZM104 35V34H103ZM113 35V36H112ZM144 35H146V34H144ZM178 35V36H177ZM2 36H0V37H2ZM5 36H6V38H5ZM9 36V37H8ZM46 36V37H45ZM82 36V37H83ZM141 36V35H140ZM129 37H131V39L133 40H130L129 39ZM42 38V39H41ZM48 38V39H47ZM51 38V39H50ZM78 37L76 36V39H77ZM78 38V39H79ZM86 38H88V37H86ZM104 38V39H103ZM37 39H38V41H37ZM78 39L76 40V41H78ZM108 39L110 40V41H108ZM128 39V40H127ZM183 39V40H182ZM84 40V41H83ZM100 40V41H101ZM138 40V41H137ZM28 41H29V43H28ZM75 41V42H76ZM85 41H86V44H88V45H90L89 44V41H90V39L88 38V40H86V39H84V38H82L81 39V44H83V45H85L86 46V44H85ZM88 41V42H87ZM142 41V40H141ZM141 41H139V42H141ZM177 41V42H176ZM185 41V42H184ZM75 42H74V44H75ZM129 42V43H128ZM147 42V41H146ZM176 42V43H175ZM186 42H187V44H186ZM56 43V44H55ZM101 43V42H100ZM113 43V42H112ZM136 43V44H135ZM184 43V44H183ZM49 44H51V47L49 48ZM73 44V43H72ZM76 44H78V43H76ZM94 45L95 46V44L94 43H91V45ZM104 44V43H103ZM29 45H30V48H29ZM79 45V44H78ZM83 45H81V47H83ZM131 45V46H130ZM136 46V48L138 49V50H142L143 52H141L140 53V55H144V57L142 58L143 60L145 59V57H146V59H145V62H143V60L142 59H138V60H141V62H143V63H147V65H145V67H149V68H145L144 67V64L143 63H140L138 60H137V57L136 56H134V53L132 52V51H134V52H137L136 51V49L133 47V46ZM176 45H177V47H176ZM180 45H181V47L182 46H184V47H180ZM186 45V46H185ZM94 46H91V47H94ZM103 46V45H102ZM128 46V47H127ZM129 46H130V48H129ZM156 46V45H155ZM176 48H175V47ZM73 47H74V45H73ZM75 47H76V45H75ZM74 47V48H75ZM78 47H80V45L78 46ZM111 47V48H112ZM172 47H174V48H172ZM84 48V47H83ZM103 49H104V47H102ZM131 48H133V50L131 49ZM2 49V50H1ZM78 49V48H77ZM93 49V48H92ZM92 49H89L88 48V46H87V48H85L84 50H80L81 51V54L83 53V54H88V55H91V53H90V50H92ZM99 49H101V48H99ZM102 49V50H103ZM175 49V50H174ZM52 50V51H51ZM173 50V51H172ZM179 50H181V51H179ZM53 51H55L54 53H55V55L56 56H54V53H53ZM84 51H85V53H84ZM92 51H94V50H92ZM104 51V50H103ZM123 51H125V52H123ZM144 51L146 52L145 54H142V53H144ZM151 51H152V53H151ZM157 51H159V50H157ZM169 51H171V53L172 52H174V54H175V56H174V63H177V64H173L172 62H173V59L172 60H170V58L171 57H173V53L171 54ZM175 51H176V53H175ZM185 51V52H184ZM95 52V51H94ZM100 52L101 53H103L101 50H100ZM140 52V51H139ZM139 52H138V54H139ZM90 53V54H89ZM96 53H98L99 55H101L102 56V59H97L98 57H99V55L97 56L95 53V55H96V57H94L96 60L95 61H97V62H94V63H92L93 61L90 59V57H89V59L92 61L91 63H92V66H93V68H95V65H98L99 63H98V61H101V64L103 63V64H105L104 62H103V59H105V55L103 56V54H101V53H99V52H96ZM133 53V54H132ZM157 53V55H156V57H155V55L153 56V54H156ZM167 53H169V54H167ZM104 54H106V51L104 52ZM136 54V53H135ZM137 54V56L139 57V55ZM165 54V55H164ZM167 54V55H166ZM63 55H64V57L65 58H63ZM120 55V56H119ZM150 55H152L153 57H155V58H152V56H150ZM58 56V57H57ZM93 56V55H92ZM100 56V57H101ZM141 56V57H142ZM159 56L161 57V58H159ZM167 56V57H166ZM170 56V57H169ZM209 56V55H208ZM42 57H44V58H42ZM67 57V58H66ZM86 58H87V55L85 56ZM122 57V58H121ZM148 57V58H147ZM204 57H206V56H203V58ZM61 58H62V60L64 59H66V65H65V62H63V61H61ZM91 58H93V57H91ZM126 58V59H125ZM158 58V59H157ZM208 58H210V62H212L211 61V59L213 60V58H211V57H208ZM44 59V60H43ZM132 59V60H131ZM133 59H134V61H133ZM150 59V60H149ZM156 59H157V62H156ZM94 60V59H93ZM112 60V61H111ZM152 60V61H151ZM155 60V61H154ZM56 61H58V63L56 62ZM82 61V60H81ZM79 62V64L80 65H82L83 66V62ZM116 61V62H115ZM209 60H207V57H206V62H208ZM111 62V63H110ZM112 62L114 63V64H112ZM171 62V63H170ZM181 62V61H180ZM202 62H205V58L203 59V61ZM43 63V64H42ZM64 63V64H63ZM76 63V62H75ZM85 63V62H84ZM91 63H90V65H91ZM209 63V62H208ZM70 64V63H69ZM94 64V65H93ZM141 64H143V65H141ZM158 64H160V66H158ZM172 64V65H171ZM212 64V63H211ZM210 64V65H211ZM44 67H43V66ZM64 65L66 66V67H64ZM72 65H74L73 63H72ZM76 65H77V63H76ZM75 65V66H76ZM86 65V64H85ZM106 65H104L105 67H106ZM143 66V68L145 69V70H143L142 69V67L141 66ZM157 65V66H156ZM168 65V66H167ZM41 66H42V68H41ZM48 66V67H47ZM58 66H60V67H58ZM75 66H73V67H75ZM151 66H153V67H151ZM169 66H171V67H169ZM68 67V68H67ZM84 67V66H83ZM141 67V68H140ZM45 68V69H44ZM66 68V69H65ZM77 68H79L78 69V71L80 70V71H82L80 68H82V67H80V66H78V67H76V69ZM91 67H89V65H88V70H87V72L89 71V69H90ZM115 68V69H114ZM158 68V69H159ZM170 68V69H169ZM55 69V70H54ZM70 69V70H69ZM73 69V68H72ZM85 69H87V68H85ZM141 69V70H140ZM148 69H150L149 70V75H148V77H147V75L145 74L144 75V73H146V70L148 71ZM173 69V70H174ZM95 70V71H96ZM113 70H114V72H115V74H114V72H113ZM139 70H140V72H139ZM143 70V72H141ZM153 71L152 73L154 74H152L151 73V75H150V71ZM177 70V69H176ZM43 71V72H42ZM62 73H61V72ZM110 71H112V72H110ZM184 71H183V74H185L184 73ZM52 72H53V74H52ZM68 74H67V73ZM75 72V74H76V71H74ZM139 72V73H138ZM219 73L217 74V75H219L220 73H221V69L218 71ZM41 73V74H40ZM42 73H43V75H42ZM46 73H48V74H46ZM56 73H57V75H56ZM82 73V75H84L85 73H86V70H84L83 72H81ZM84 73V74H83ZM215 73H217V72H215ZM214 73V74H215ZM52 74V75H51ZM77 74H80V73H78L77 72ZM188 74V73H187ZM48 75H50V76H48ZM59 75V76H58ZM61 75H62V77H61ZM87 75V74H86ZM109 74H107V76H108ZM220 75H222V73L220 74ZM57 76V77H56ZM143 76L145 77L146 76V79L147 80H145V82H144V80H143ZM149 76L151 77V79L149 78ZM155 76V77H154ZM48 79H47V78ZM50 77V78H49ZM54 77V78H53ZM69 77V78H68ZM78 77V76H77ZM77 77H75L74 76V81H76L77 82V79H79V77L81 78L82 76H80L79 75V77L77 78ZM178 77V76H177ZM183 77H185L186 78V76H183ZM182 77V78H183ZM221 77V76H220ZM53 78V79H52ZM60 78V79H59ZM67 78V79H66ZM84 78H85V76H84ZM83 78V79H84ZM102 78V79H101ZM179 78V80H180V78H181V76H179L178 77ZM181 78V79H182ZM7 79V80H6ZM51 79V80H50ZM64 79H66V81L64 80ZM76 79V80H75ZM113 79V80H112ZM142 79V82H144L143 84L141 83V82H139L140 80ZM155 79V80H154ZM188 79H189V81L191 80V81H193V84H194V82L196 81V79H194V77H192V75L191 74H188V77H187V79H186V81H188ZM20 80H21V82H20ZM47 80V81H46ZM150 80V81H149ZM151 80H153V85L152 86H150L149 84H152V82H151ZM183 80H185L184 78H183ZM7 81V82H6ZM73 79L71 80V81H69L70 83H73V84H75V82L73 81ZM83 81V80H82ZM82 81H80L81 83H82ZM84 81L86 82L87 80H85L84 79ZM92 81V82H93ZM101 81H103V83L101 82ZM178 80H176V82H177ZM186 81H185V83H186ZM187 82V83H190V82ZM36 82H37V84H36ZM65 82V83H64ZM79 82V81H78ZM101 82V83H100ZM140 84H142V85H140ZM160 82V83H159ZM184 82V81H183ZM182 82V83H183ZM197 82V81H196ZM97 83L99 84L98 86H97ZM45 84H47V85H45ZM50 85V88H48L49 87V85ZM56 84V85H55ZM57 84H58V86H57ZM65 84V85H64ZM123 84H125L124 86H123ZM129 84V85H128ZM137 84H138V87H140V86H142V88H137ZM160 85V87H162V90H160L159 91V89H161L160 87H158L157 85ZM192 86H195L196 84H192V83H190ZM9 85H10V88H9ZM27 85H29V86H27ZM35 85L37 86V87H35ZM76 85V84H75ZM74 85V86H75ZM82 85V84H81ZM85 85V84H84ZM89 85V84H88ZM87 85V86H88ZM105 85V86H104ZM108 85H109V81H108ZM126 85H128V86H126ZM134 85V86H133ZM147 85H149L148 86V88H147ZM156 85V86H155ZM189 85V84H188ZM15 86H16V88H15ZM40 86V85H39ZM60 86V87H59ZM73 86V85H72ZM91 86H92V84H91ZM103 86V87H102ZM146 86V87H145ZM181 86V85H180ZM183 86V85H182ZM13 87V88H12ZM23 87H25V88H23ZM26 87H27V89H26ZM65 87V88H64ZM76 87V86H75ZM98 87V88H97ZM104 87H106V89H107V91H108V97H106V95H107V93H104V91L106 92V89L104 88ZM119 87V88H118ZM135 87L137 88V89H140L139 90V92H137V90H136V92L134 93L133 92V89L132 88H134V90H135ZM144 87V88H143ZM184 87H187V84L185 85L184 84ZM188 87H191V86H188ZM97 88V89H96ZM110 88V89H109ZM129 88V89H128ZM153 88V89H152ZM180 88V87H179ZM183 88V87H182ZM181 88V89H182ZM12 89V90H11ZM13 89H14V91H13ZM50 89V90H49ZM62 89V88H61ZM73 89H75V88H73ZM105 89V90H104ZM127 89V90H126ZM132 90V92H131V90ZM150 89V90H149ZM158 90V91H154V90ZM11 90V91H10ZM25 90H29V91H25ZM31 90H32V92H31ZM114 90V89H113ZM125 90H126V92H125ZM75 91V90H74ZM129 91V92H128ZM149 91V92H148ZM13 92V93H12ZM24 92H26V94L24 93ZM33 92H35V94L34 95H32L31 93H33ZM104 93L105 94V96H103V95H100L101 93ZM109 92H111L110 94L111 95H113L114 96V98H116V100H114V99H111V100H113L112 102H111V100L109 101V103L108 102H106V100H107V98H111V96H110V94H109ZM151 92V93H150ZM156 92H157V94H156ZM160 92H165V93H161L160 94ZM1 93H0V95H1ZM8 93V94H7ZM19 93H21V94H19ZM102 93V94H103ZM115 93H116V95H115ZM140 93H141V95H140ZM19 94V95H18ZM23 94H25V95H23ZM99 94V95H98ZM123 94V95H122ZM126 94V95H125ZM161 96H164V94L166 95V97L164 96V98L166 99L165 101H162V100H158L157 99V105H162L161 107H155L156 105L154 104V102H155V100H156V98L158 97V98H160V95ZM169 94V95H168ZM30 95H32L33 97H34V99H32L31 100V98H33L32 96L30 97V99H28V97L30 96ZM133 95V96H132ZM149 95V96H148ZM159 95V96H158ZM9 96H10V98H9ZM11 96H12V99H13V101L10 103V99H11ZM18 96H20V97H18ZM21 96H24V97H21ZM50 96V95H49ZM52 96H53V98H52ZM51 97H48L47 99L49 100V102H48V100H47V106H48V108H49V110H48V113H50L49 111L51 110V113L50 114H54L55 112H61L62 111V113L66 110V107L67 106H65V109H64V107H63V104H60V103H56V101L57 100H60V99H58L56 96H54V95H52ZM86 96V95H85ZM88 96H87V98H85V101H84V104L83 105H85L84 106V109H85V107L87 106V103L89 102V103H91V101H88L87 102V100L89 99L88 98ZM103 96V97H102ZM112 96V97H113ZM128 96V97H127ZM13 97H15V100H14V98ZM54 97L56 98V99H54ZM96 97V98H95ZM104 97L106 98V100H104ZM119 97V98H118ZM148 97V98H147ZM151 97V98H150ZM9 99V101H8V104L9 105H6L5 104V101H7L6 99ZM16 98H18L17 100H16ZM22 98V99H21ZM121 98V100H119ZM123 98H125V99H123ZM11 99V100H12ZM54 99V100H53ZM70 99V98H69ZM87 99V100H86ZM133 101H132V100ZM142 99V100H141ZM152 99H154V100H152ZM162 99V98H161ZM184 99H186V98H184ZM25 100V101H24ZM26 100H28V101H26ZM30 100V101H29ZM117 100H119L120 102L122 101V100H125V104H126V102L127 101H129L130 102V105L133 107L134 106V108H131V106L128 108V107H126L127 106V104L125 105L124 104V102L123 103H120L119 101H117ZM145 100V101H144ZM164 100V99H163ZM174 100H175V98H174ZM22 101V102H21ZM34 102V103H32V102ZM52 101H53V103H52ZM70 101V100H69ZM102 101H104V103H101ZM115 101L117 102V103H115ZM154 101V102H153ZM23 102H25V103H23ZM54 102H55V104H54ZM86 102V103H85ZM106 102V103H105ZM151 102H153V103H151ZM175 102V101H174ZM7 103V102H6ZM143 103H145V104H143ZM150 103V104H149ZM4 104V105H3ZM21 104H23L22 106H23V108L21 107ZM27 104H29V107L27 108ZM32 104V105H31ZM59 104V105H58ZM103 104V105H102ZM105 104H107V106H109L108 108H106L107 106L105 105ZM113 104V105H114ZM121 104V105H120ZM123 104H124V106H123ZM155 106H154V105ZM171 104V105H170ZM173 104V105H172ZM55 105V106H54ZM62 105V106H61ZM100 105V106H99ZM104 105H105V109H104ZM145 107H144V106ZM147 105V106H146ZM159 105V106H160ZM179 105V104H178ZM177 105V106H178ZM8 106V107H7ZM32 106V107H31ZM90 107V109L88 110V111H91L92 112V108L93 107ZM99 106V107H98ZM137 106H138V108H137ZM168 106H164V107H168ZM3 107V108H2ZM10 107V108H9ZM136 107V108H135ZM139 107H140V109H139ZM153 107V108H152ZM155 107V108H154ZM163 107V108H164ZM180 107V106H179ZM63 108V109H62ZM89 108V107H88ZM93 108V112H92V116L90 115V114H88V111H87V113L85 112L86 110H79L80 111V113H81V111H84L82 114H83V117H81V115L82 114H80L79 113V111H78V109L75 111V112H73L74 111V109H73V111H71L72 113V116L75 118V121L77 120V121H80V122H78L79 123V125H81V126H78V127H80L81 129H82V131H83V129H86L85 128V126L86 127H91V125L94 127H96V126H100V122L98 121L97 122V118H94V112L96 111L95 109ZM124 108L126 109V110H124ZM131 108V109H130ZM147 108H149L148 110H146ZM152 108V109H151ZM164 109V110H167V109ZM2 109V110H1ZM30 109L32 110L31 112H30ZM62 109V110H61ZM81 109H83V108H81ZM107 109V110H106ZM115 109H117V108H115ZM121 109V110H120ZM129 109V110H128ZM155 109V110H156ZM169 109H173V108H169ZM19 110V111H18ZM64 110V111H63ZM164 110H163V112H164ZM20 112L21 111V113L20 114H18V116H19V118H18V116H13L12 114L14 113V114H17L16 112ZM54 111V112H53ZM98 111H100V109L98 110ZM112 111V110H111ZM128 111V112H127ZM159 111V110H158ZM176 111H178L180 114L178 115L177 114V118H178V120L180 119L181 121H186V122H181V121H178V122H181V124L179 123V125L177 126V118L175 119V117H176ZM34 112V111H33ZM79 113L80 114V117H78V115L79 114H77V113ZM102 112V111H101ZM108 112V111H107ZM110 112V111H109ZM114 112L116 113V111L114 110ZM136 112H137V110H136ZM135 112V113H136ZM166 112V111H165ZM75 113H76V115H75ZM84 113H85V115H84ZM90 113V112H89ZM96 113V112H95ZM97 113H99V112H97ZM97 113H96V115H97ZM117 113H118V111H117ZM138 113V114H139ZM154 115H153V114ZM5 114H7V115H5ZM52 114V115H53ZM111 114H113V111L110 113V115ZM132 114V115H131ZM131 114L129 113V115H131V117L134 115V113H132V111H131ZM4 115H5V117H4ZM8 115H9V117H8ZM11 115V116H10ZM32 115H37V116H32ZM129 115L127 114V116L129 117ZM135 115H137V113L135 114ZM183 115V116H182ZM1 116H3L2 118H1ZM21 116H22V118H21ZM126 115H125V118H124V121L125 120H127L126 119V117H127ZM173 116H175V117H173ZM180 116V117H179ZM184 118V120H183V118ZM189 116V117H188ZM7 117V119L9 120H7V119H5ZM13 117H15V118H18L17 119V121L16 120H13L12 121V118ZM78 117V118H77ZM96 117V116H95ZM130 117V118H131ZM134 117V116H133ZM132 117V118H133ZM137 117V119L134 117L133 119H134V121H135V119H136V122L138 121V115L136 116ZM152 117V118H151ZM159 117H160V119H159ZM174 118V120L172 119V118ZM4 118V119H3ZM10 118H11V120H10ZM14 118V119H15ZM77 118V119H76ZM87 118V119H86ZM130 118H129V120H130ZM132 118H131V120H130V122L131 121H133L132 120ZM157 118V119H156ZM161 118H163V119H161ZM170 118V119H169ZM2 119V120H1ZM28 119L30 120V121H28ZM140 119V118H139ZM148 119V118H147ZM169 119V120H168ZM172 119V120H171ZM6 120V121H5ZM85 120V121H84ZM93 120H95V121H93ZM116 120V119H115ZM141 120V119H140ZM151 120H149V122H150V124L152 123L151 122ZM171 120V121H170ZM28 121V122H27ZM35 121V120H34ZM76 121V122H77ZM134 121L133 122H131V124L132 125H134ZM142 121H144V120H142ZM141 121V122H142ZM168 121H170V122H168ZM174 121H175V123H174ZM10 122V123H9ZM23 122H27V124H25L26 125V129L25 130H22V128L21 127H23L22 125H24V123ZM76 122H75V124H76ZM86 122H89V126L88 125H86L87 123ZM145 122V121H144ZM189 122H191V119H190V121ZM188 122V123H189ZM8 123H9V132L6 130V125H8ZM14 123H16V125L14 124ZM21 123V125L19 126V124ZM138 123V122H137ZM135 124V125H138V127H136L135 126V129L136 128H138L139 130H141V127H142V125H144L143 124V122L140 124V123H138V124ZM148 123V122H147ZM167 123V124H166ZM170 123V124H169ZM174 123V124H173ZM182 123H184L186 126L188 125L190 128V130L188 131V132H185V130H184V124H182ZM4 124V125H3ZM15 126H14V125ZM43 124V123H42ZM129 123H127L126 124V122H123V126L121 125V127L124 129V128H127L129 125H128ZM176 124V125H175ZM24 125V126H25ZM78 124H76V126H77ZM84 125V126H83ZM126 125H127V127H126ZM141 127H140V126ZM146 125V124H145ZM149 125V124H148ZM180 125H181V127H180ZM183 125V126H182ZM194 125V124H193ZM12 126H14V127H12ZM41 126V125H40ZM44 125H42L41 127H43ZM150 126L151 125H149L148 127H147V130H148V128H149V130H150ZM49 127V126H48ZM59 127V129H60V126H57L56 127V129ZM140 127V128H139ZM151 127H153V128H155L154 127V125L153 126H151ZM160 127V130L162 129ZM18 128H20V130H17ZM25 127H23V129H24ZM27 128L29 129V130H27ZM38 128H40V127H38ZM38 128H36V131L38 130ZM80 128H78V129H80ZM144 128V127H143ZM159 128V127H158ZM169 127H168V129H170ZM174 128H176V129H180V131L178 130V131H176V129H174ZM188 128V127H187ZM186 128V129H187ZM193 128V127H192ZM13 129H14V133H13ZM59 129L58 130H56L57 132L56 133H58V135L59 136H61V134H60V131H59ZM137 129V130H138ZM145 129V128H144ZM61 130V129H60ZM75 130V132H77V134H78V131L79 130H77L76 128L74 129ZM77 130V131H76ZM148 130V131H149ZM152 130V129H151ZM150 130V131H151ZM154 130V129H153ZM160 130H159V132H160ZM166 130H167V128H166ZM193 130V129H192ZM28 131V132H27ZM35 131V132H36ZM148 131H147V133L143 130H141V132L140 131H138L139 133H141V135L139 136L140 138H139V141L140 142H142V140H143V138L146 136V134H148L149 136L151 135V136H153L154 134H150V131H149V133H148ZM156 131V130H155ZM154 131V132H155ZM168 131H170V130H168ZM183 131V132H182ZM187 131V130H186ZM194 131V130H193ZM196 131V130H195ZM24 132H26V135H25V133ZM75 132H74V136H75V138H76V134H75ZM145 132V134H144V136H143V133ZM20 133V134H19ZM158 133V132H157ZM185 133V134H184ZM190 133H192L193 135H194V133L196 134L197 132H190ZM19 134V135H18ZM32 134H34V132H32ZM31 133H30V135H29V137L32 135ZM79 134H80V136H78L79 138H78V141L80 140V137H81V131L79 132ZM128 134H123L121 137H122V139H120V141H121V144L123 145V144H125L124 143V141H125V138H126V141H127V137H129V135L127 136ZM157 135V134H156ZM155 135V138L157 137ZM197 135V136H196ZM196 135H194V136H192V135H190L189 136V134L187 135V137L186 138H190L191 136L192 137H197L198 138V135L199 134H196ZM25 136V137H24ZM51 136V135H50ZM123 136H125L124 138H123ZM149 136H146V137H149ZM150 136V137H151ZM154 137V136H153ZM153 137H151V139H153ZM154 138V139H155ZM7 139V141L9 142V140ZM11 139V140H12ZM20 139V140H19ZM151 139H148L147 138V142H149V144L152 142V140ZM185 139V138H184ZM195 139V138H194ZM130 140V139H129ZM149 140V141H148ZM189 140H191V139H189ZM196 140V139H195ZM77 141V145H78V143H80V141L78 142ZM146 142V140H145V138H144V140H143V142L142 143H140V144H144L145 142ZM23 142H25L24 143V145H22L23 144ZM47 143V141H43L42 142V144L43 143ZM146 142V143H147ZM45 143V144H46ZM49 143V142H48ZM139 143V142H138ZM137 143V144H138ZM34 144V143H33ZM33 144H30L29 146H27L26 147V150H29V152H27V156L28 155H30L31 154V160L33 161V159H32V156H34L33 158H36L37 156H35L36 155V153H41L38 149H42V152H49L48 151V148L50 149V147H46V146H42V144L39 146V145H37V144H40V142H38V143H35L36 145H35V147H37V148H34V149H32L33 148ZM44 144V145H45ZM50 144V143H49ZM74 144H75V141H74ZM139 144V145H140ZM152 144V143H151ZM80 145H82V144H80ZM141 145V146H142ZM165 145V146H164ZM168 145V143L167 144H162V147H161V152L163 151V153L165 154L166 153V151L168 152L169 151V148L168 149H166L167 147H169V145ZM21 146V147H20ZM146 146V145H145ZM147 146H149V145H147ZM163 146H164V148H163ZM140 148V147H139ZM164 150H163V149ZM37 149V150H36ZM44 149V150H43ZM34 150V151H33ZM38 151V152H37ZM136 151V150H135ZM140 151H142V149L140 148L139 150H138V152H140ZM203 151V150H202ZM202 151H199V152H197L196 154H198V153H201ZM249 151H251V150H249ZM249 151H248V154H249V156L251 157L252 156V154L254 155V152L253 151H251V152H253L251 155H250V153H249ZM35 154H34V153ZM134 152V151H133ZM133 152H131V153H133ZM137 152V151H136ZM135 152V153H136ZM239 154L241 153V152H239V151H237ZM29 153V154H28ZM39 153H38V157H39ZM73 153V154H72ZM134 153V154H135ZM236 154L235 155V157L237 158V162L238 161H241V158H240V156H239V154ZM34 154V155H33ZM45 154V153H44ZM75 154V151H72L71 152V155H70V158H73V157H71L72 155L74 156V158L77 156V155H74ZM202 154V153H201ZM133 155V154H132ZM199 155V154H198ZM241 155H242V153H241ZM256 155V154H255ZM44 157L43 158H47L46 157V155H43ZM201 156V155H200ZM30 157V156H29ZM29 157H28V160H30L29 159ZM195 157V156H194ZM196 157H198L197 155H196ZM195 157V158H196ZM240 158V160H239V158ZM242 157V156H241ZM193 158V157H192ZM50 159V158H49ZM235 159V158H234ZM233 159V162H232V160H231V158H230V160L231 161H229V159H227V163H225L226 162V160L224 161V163L225 164H228V165H230V167H229V169L231 168V163H232V165H234L235 166V160ZM30 160V163H29V161H28V163L29 164H31L32 163V161ZM35 160V162H36V159H34ZM38 160V159H37ZM41 160H39V162H40ZM47 161L48 160H46L45 162H44V160H42L41 161V163L43 162V165L45 164V165H47ZM193 161H195V159L193 160ZM199 161V160H198ZM198 161H196V162H198ZM34 162V161H33ZM50 162H52L51 160H49L48 161V164H50ZM97 162L99 163V159H97ZM176 162V161H175ZM196 162H194V163H196ZM229 162V163H228ZM231 162V163H230ZM222 163V165L224 166L225 164H223V162H221ZM51 164H52V166H51ZM50 165H49V167L51 166L52 168H50L51 170H54V165H53V163H51ZM175 165L174 166H176V164L177 163H174ZM33 165V164H32ZM186 164H184L183 165V168H184V166H185ZM188 165V164H187ZM221 164L219 165H217L216 167H214V169L215 170H217V169H219L220 171L222 170L221 168H223V166H222ZM228 165H226L227 167H228ZM174 166H171V167H174ZM205 166H207V165H205ZM222 166V167H221ZM169 167V166H168ZM171 167H170V169H171ZM177 167V166H176ZM187 167V166H186ZM185 167V169H181L182 170V173H184L183 174V176H188L189 177V175L191 174V173H193V171H191V172H189V173H187V172H185L186 171V168ZM200 167H201V165H200ZM199 167V168H200ZM202 167H203V165H202ZM201 167V169H198V171H196L197 169L196 168H193V169H196L195 170V173H197V175L196 174H192L193 175V179L191 178V180L190 181H193V180H197L198 182H200L199 180H202L203 178H205L206 177V175H210L212 172L210 171V170H208L206 167H205V169L204 168H202ZM221 167V168H220ZM178 168H180V167H178ZM192 168H190V166H189V169H192ZM209 168H211L210 166H209ZM213 168V167H212ZM169 168H168V171L170 170ZM213 169V170H214ZM227 168L225 167V170H226ZM233 170H229L230 172H233L234 173V175L235 174H238V171H239V169H236L237 170V172H235V169L234 168H232ZM49 170V169H48ZM172 170V169H171ZM200 170V171H199ZM201 170H202V172H201ZM212 170V171H213ZM55 171V170H54ZM54 171H52V172H54ZM86 173H87V171H86V169L84 170ZM83 171V172H84ZM118 171V172H117ZM117 171H115L114 173L115 174H122V172L120 171V169L119 170H117ZM119 171L121 172V173H119ZM154 171V170H153ZM167 171V172H168ZM174 168H173V170L172 171H170V172H168V173H170V174H174V172L175 171H179V169L178 170H175L174 172ZM219 171V172H220ZM224 173H225V171L224 170H222ZM221 171V172H222ZM229 171L227 170L226 172H228L229 173ZM262 171H264V170H262ZM261 171V172H262ZM28 172V171H27ZM48 172H50V171H48ZM48 172H46V173H48ZM83 172L81 173V174H83ZM84 172V173H85ZM166 172V173H167ZM172 172V173H171ZM205 172V173H204ZM207 172H209V173H207ZM222 172V173H223ZM240 173H244L245 172V169L243 170V169H241L240 171H239ZM85 173V174H86ZM88 173H90L89 171H88ZM87 173V174H88ZM176 173V172H175ZM200 173V174H199ZM203 173V174H202ZM207 173V174H206ZM213 173H215L214 171H213ZM213 173H212V176L213 177H215V176H217V174L215 173L214 175H213ZM222 173H219L220 175H218V176H220L221 177V175H222ZM224 173H223V175H224ZM228 173H225V174H227L228 175ZM240 173H239V175H238V178L236 179V177H237V175L236 176H232V177H235V179L238 181V180H240L239 182H237V181H235L236 183H238V184H236L235 183V186H234V178L232 179L229 175V177L232 179V181L231 182H233V183H231V185H229L228 183L225 185V187L226 186H230L229 188L227 187V189L229 190H232V193H233V190H235L236 191V193H238V194H236L235 192H234V194H235V197H240V199L241 200H239L238 199V197H237V199L240 201V203L241 202H243V204H244V201H243V198L245 197L246 199H247V196H248V198L250 197V199L249 200H252L253 198L251 197V195L253 196V195H255L256 193H261V191H260V189H258L259 191L258 192H256L257 191V189H256V187H255V189H254V181L255 182H258L259 181V179L257 178L256 180H254L252 183H249V184H247V182H251V180H253L254 179V177H253V179L252 178H250V177H248V176H250L247 172H245L244 174L245 175H243V173L240 175ZM27 173H25L24 174V178H26V179H24V184H25V186H27V187H29V188H31L30 186L31 185H33L32 183H30L31 181L30 180H33V179H31L29 176H28V174L26 175ZM84 174V175H85ZM86 174V175H87ZM123 174H124V172H123ZM153 174V173H152ZM188 174V175H187ZM230 174V173H229ZM27 177H26V176ZM84 175H83V177H84ZM89 175V174H88ZM110 175V174H109ZM195 175V176H194ZM199 175V176H198ZM208 175V176H209ZM233 175V174H232ZM247 175V177H245ZM119 176V175H118ZM122 176V175H121ZM125 176V175H124ZM127 176V175H126ZM197 176V177H196ZM211 176V175H210ZM211 176V177H212ZM228 176H224L223 178L224 179H221L222 181H225V179L226 178H228V179H230ZM80 177H81V175H80ZM111 177H113V175H111ZM110 177V178H111ZM128 177V176H127ZM196 177V178H195ZM199 177V178H198ZM200 177L202 178V179H200ZM244 177V179H247V180H244V179H242ZM252 177V176H251ZM89 178V177H88ZM87 178V179H88ZM106 178H108V183L106 182V180L104 181L105 183H107L108 185L110 184V186L111 185H113V179H111V181L112 182H110V179H109V176H107ZM114 178V177H113ZM119 178H120V176H119ZM117 176H116V178H114V180H116V179H118V181H117V183L118 182H120L119 183V185H120V187H121V183L123 184V186H124V184L126 185V186H129V184H126V182H125V179L123 180V178L120 180ZM129 178V177H128ZM127 178V179H128ZM135 178V177H134ZM222 178V177H221ZM240 178V179H239ZM249 178L251 179V180H249ZM86 179V177H84L83 178V180H85ZM186 179V178H185ZM188 180H189V178H187ZM216 180H220V178L218 177H216L215 178ZM261 179L262 180H264V172H262V174H261ZM28 180V181H27ZM120 180V181H119ZM123 180V181H122ZM195 180V181H196ZM218 180V181H219ZM220 180V181H221ZM249 180V181H248ZM34 181V180H33ZM184 181H186V180H184ZM184 181L183 180H181V182H183L184 183ZM197 181H196V183H197ZM221 181V182H222ZM226 181H227V179H226ZM245 181H246V185H247V188H248V185L250 186V188H248V190L250 189L251 191H255V192H253V193H255V194H253L252 192H250V194H248L247 196H245L246 194H245V192H244V190H243V187H244V189H245V186L246 185H243V184H245ZM84 182H86V180L84 181ZM128 182V181H127ZM188 182V181H187ZM227 182H230V181H227ZM241 182L243 183V184H241ZM112 183V184H111ZM130 183L131 184H134V183H132V181H130ZM183 183H179V185H177V187L176 186H174L175 187V189H177L179 186V190H180V188L182 189V185H183ZM192 183H194V181L193 182H191V184L190 185H193ZM220 183V182H219ZM219 183L217 184V185H219ZM223 184H225V182H222ZM222 183H220V184H222ZM31 184V185H30ZM36 183H34V185H35ZM130 184V188L129 189H125L126 187H124V190H123V188H121L124 192H125V195H127V193H129V194H131V192H133L132 190H134L135 188L137 189V186L136 185H131ZM181 184V185H180ZM186 185H187V183H185ZM184 184V185H185ZM240 184L241 185H243V186H241L240 187ZM252 184V185H251ZM257 185H258V183H256ZM188 185H189V183H188ZM239 185V186H238ZM259 185H260V182H259ZM116 186H117V184H116ZM122 186V187H123ZM220 186V185H219ZM236 186H237V188H236ZM252 186H253V188H252ZM261 186V185H260ZM120 187H118V189L120 188ZM216 187H218V186H216ZM221 187H223L222 185L220 186V188ZM232 187V188H231ZM262 187V186H261ZM260 187V188H261ZM185 187H183V189H184ZM224 188V187H223ZM223 188H221L222 190H223V193H221V191L222 190H220V189H218L219 190V193H217V189H216V193H213V195L214 194H216V195H214V196H216L215 198L213 197V199L214 200H216V202H218V203H220V205H222L224 202H225V200H224V198L223 197H225L226 196V194L229 196V194L230 193H228L226 190L227 189H223ZM240 188V189H239ZM262 188H264V187H262ZM262 188H261V190H262ZM135 189V190H136ZM253 189V190H252ZM128 190V191H127ZM173 189H171V190H169L170 192L172 191ZM185 190H186V188H185ZM240 190V191H239ZM248 190H246V191H248ZM249 190V191H250ZM130 191V192H129ZM137 191V190H136ZM136 191H134V192H136ZM151 191H154V189H152ZM168 191V192H169ZM182 191H184V190H182ZM181 191V192H182ZM226 191V192H225ZM121 192V191H120ZM124 192H121V193H118L119 195V198H117V199H115V200H113L112 199V201H111V199H109V198H106L105 200L104 199H101L102 200V203H103V206H102V210H100V206L99 205H101V200H98L97 201V198H96V203H94V198H92L91 197V199H90V197H89V202H88V200H87V198L88 197H82L81 198V200L79 201V200H75L74 199V202L75 203H73V206L71 205L72 204V201H71V204L69 203V205L68 206H72L71 208L69 207V209H71L72 211H74V212H79L81 209H82V205L84 206V205H89V207H87L88 208V213H89V211H91L90 212V214L92 215L91 217H90V219H88L89 217H88V215H85V216H87V220H86V218H85V216H84V218H85V220H84V223L86 222V224H87V226H86V224L84 225V226H86L87 227V229H89V230H91L90 229V226H91V224L93 223L91 220H95V219H93L92 217H96V219H97V217H99V215L101 216V218L103 217V219H102V224L100 225V220H101V218H100V220H96L97 222H95L94 221V223L92 224V226H94L95 225V227H93V230H91V232L89 231V230H87V232L88 233H91L90 235H89V237L87 236L88 234H87V232L86 233H84L83 234V237L84 238H86L87 240L86 241H88V239H90V236L91 235H93L92 233H94V229H95V233H94V238H93V236H91L92 238L88 241L89 242V244H90V241H92L91 243V247L87 250L88 251V253L89 254H87L88 256L90 255V257H87V259H89V260H87V262L89 261V263L88 264H135V263H137V264H141L142 262V260H145L146 261V263L145 264H149V263H151V264H244L246 261H251V262H253L252 264H257L258 262V264H264V257H262L261 258V256H264V250H262V247H264V240H260L261 238H264V236H262V235H264V233H262L261 234V232H259V234H257L258 233V231L259 230H262V229H259V230H257V228H260V226L262 225V226H264V222H260V221H257L256 222V220L258 219V218H256L257 217V214H259V213H256V217L254 218L255 219V221L254 222H256V224H257V226L258 227H256V224L254 223L253 225L255 226L254 228H256V229H252V231H253V233H255L256 232V234H254L253 236H252V234H250V236H251V238H247L246 236V244H247V242H249L250 241V239H254V241H256L255 240V238L257 237L256 235H258V237H259V235H260V239H258V240H260L262 243H260V244H262V245H256L257 247L256 248H254V251H253V253L252 252H250L251 251V244L249 245V244H247V245H249V248L248 249H250V251H246L247 249H245L244 248V250H243V252L240 254V253H238L241 249V247L240 248H238L237 249V247H238V245H237V243L238 242H236V239L234 238V237H232V236H236L237 235V232L235 231V230H237V229H239V231H240V227L239 228H237V229H235V230H231L232 228L234 229L235 227H236V223H240V221L239 220H241L242 221V223H243V225L242 226H244V223L246 222V220H245V216H246V218H247V216L248 215H250L251 213H252V211L250 212V214H249V212H247V214L248 215H246V212L245 211H249V209L251 208V209H253L252 208V206L251 205H253V203H252V201L254 202V200H252L251 201V205H250V203L245 199V203H247L246 204V206H245V204H244V206L242 207V204H241V206L240 207H242V209H240V207H239V204L236 202L237 201V199L235 198V197H233L234 199H236V201H235V203H237V204H235L234 202H232L233 204H235V205H231V203H230V205H229V203H227L228 204V206L226 205V208L227 207H229V208H227L228 209V216H227V218H228V220H229V222L228 221H226V219L227 218H224V222H223V220L221 221V219H222V211H220L219 209H221V207H218L217 208V206H220V205H215L216 204V202H214V200H213V202L215 203H212V205H209L210 203H209V201H208V203H205L204 202V205L206 204H208L209 206L208 207H205V208H203V204L202 203H199V205L201 204V206H202V209H200V210H198L197 209V211H196V209L195 210H193L194 208H193V205H189V204H191V203H189V202H187V203H189V204H185V206H188V209H186V210H188V212H190V215H188L189 213H187L186 215H188V216H190V217H188V216H186V218H188L189 220H191L192 222H194L196 219H197V222H195V224H199V223H201V224H199L200 226L202 225V222L205 224L206 223V225H208V226H210V224H211V226L209 227V228H207V229H205V230H208V232L209 231H212L213 232V230L215 231V232H205V233H208V234H206V237H203L205 234L202 232V230H203V228H201L200 226H197L196 227V229H197V231H198V233H196L197 231H196V229L195 228H193V227H195V226H193L192 224H190V223H188L189 225H186V224H184V223H182L183 222V220H185V216H183V215H177V212H175V210L176 211H180V210H177V209H175V208H177L176 206H174L175 208H174V210L172 209L173 208V205H171L170 204V198L172 199V200H174V197H175V195L176 196H178V194H177V192H176V194L174 195V193L172 194L173 196H171L170 194V198L168 199V201H167V205L165 204V202H164V204L166 205V207L168 206V208L166 209V211L168 210V212H167V214L165 213V211L162 213V211L160 212V209L159 208H161L160 206L158 207L157 206V204L158 203H156L155 201L154 202H152L151 201V205H146V203L147 202H143L142 200H141V197L139 196V194H138V196H139V198L140 199H138V200H140V202L139 201H137V202H135V203H138V204H136L137 206L139 205V204H141V205H139L138 207L135 205V207L136 208H138L137 210H136V212L138 211V213L141 211V213H143L142 215H141V213L138 215L137 213V215H136V217L137 216H140L141 215V218L143 219L144 218V220H142L141 219V221H137V219H136V221H137V224L139 223V222H142V221H144V224H145V221L146 222H148V224H146V226L148 227L147 228V230L148 231H146V233L147 234H145V230H146V228L144 229V231L143 230H141V232H140V229H142V228H140L141 227V225L140 224H143V223H140V224H138L139 226V230L136 228L137 226V224H136V221L134 222L132 219H130L131 221H132V223L134 222V224H132V225H134V228L132 227V225H131V222H130V226L129 225H126V227L127 226H129V227H127V228H129L130 229V227L132 228V230H129V232H128V230L126 231V228L124 227V223H125V221L123 220V223L121 224V225H119L118 224V226H117V224L116 223H114L115 221L114 220H116L115 218H113L112 220H110V218H112V216L111 215H115V213H116V211L117 212H121V211H123V210H121V211H119V209L117 208L116 209V207H119L120 205H118V203L120 204V201H123V198L122 197H124ZM138 192V191H137ZM136 192V193H137ZM179 192V191H178ZM225 192V193H224ZM240 192V193H239ZM242 192H243V194H245V195H243L244 197L242 198V196H239V195H242ZM136 193H134V195L136 194ZM163 193V192H162ZM162 193H160V194H162ZM185 193V192H184ZM232 193L230 194V196H233L232 195ZM248 193V192H247ZM252 193V194H251ZM154 195L156 194V193H153ZM167 194V193H166ZM182 194V193H181ZM218 194V195H217ZM219 194H223L220 198H219ZM262 194H264V193H262ZM115 195H117V194H115ZM120 195H121V197H120ZM132 195V194H131ZM134 195H132L131 197L130 196H128V198L127 197H124V198H126V199H128V200H126L125 201V203H123L124 204V206H123V208L125 209V207H126V209L128 210V209H130V208H133L134 206L132 205V207H129V208H127L129 205H127L126 206V204H127V202L129 203V199H132V197H134ZM168 195V194H167ZM183 196H184V194H182ZM185 195H186V197H188V195L190 196V194L188 193V194H186L185 193ZM117 196V197H118ZM161 196V195H160ZM160 196H159V198H160ZM130 197V198H129ZM153 197V196H152ZM163 197V196H162ZM169 197V196H168ZM102 198V197H101ZM135 199H137V197H134ZM134 198H133V200H134ZM163 198H166L165 197V193H164V197ZM176 198V197H175ZM219 198V199H218ZM225 198H227V197H225ZM232 198V197H231ZM109 201H108V200ZM177 199H179L180 201H182L180 198H177ZM186 199V198H185ZM188 199V198H187ZM186 199V200H187ZM190 199V198H189ZM193 199V198H192ZM90 200H92L93 202L91 203V201ZM119 200V201H118ZM153 200V199H152ZM155 200H156V198H155ZM159 200V199H158ZM162 200V199H161ZM221 201V202H219V201ZM227 200H229V199H227ZM231 200H233V199H231ZM105 201V202H104ZM136 201V200H135ZM146 201V200H145ZM164 201V200H163ZM180 201H178L177 200V204L178 203H181ZM185 201V200H184ZM193 201H195V200H192V203H194ZM210 201H212V199L210 200ZM234 201V200H233ZM9 202V201H8ZM100 202V203H99ZM107 202H109V204L107 203ZM111 202H112V204L113 205H111ZM168 202H169V205H168ZM196 202V201H195ZM198 202V201H197ZM196 202V203H197ZM12 203H14V202H9V204L8 203H5V208H9V207H12ZM107 203V204H106ZM145 203V205L146 206H148V210H149V207L151 208V207H154V209H151V211L150 212H153V211H155L154 213H152V214H149V213H147L146 212V210H145V205H143ZM153 203V204H152ZM161 203H162V201H161ZM171 203H173V204H176V201H174V202H172L171 201ZM183 203V202H182ZM182 203H181V206H182ZM222 203V204H221ZM7 204V205H6ZM11 204V205H10ZM104 204H105V206H104ZM115 204V205H114ZM122 204V205H123ZM131 204H133V202L131 201ZM163 204V203H162ZM164 204H163V206H164ZM109 207H108V206ZM157 207H156V206ZM161 205V204H160ZM197 205V204H196ZM198 205V206H199ZM238 205V207H236ZM250 206V208H249V206ZM14 206V205H13ZM76 206V207H75ZM80 206V207H79ZM180 206V205H179ZM183 206H184V204H183ZM213 206V207H212ZM234 207V208H230V207ZM73 207H74V209H73ZM85 207V206H84ZM99 207V210L98 209H96V208H98ZM111 207V208H110ZM141 209H140V208ZM172 207V208H171ZM197 207V206H196ZM195 207V208H196ZM216 208V210H215V208ZM225 206H223V209L225 210V211H223L224 213H223V216L225 215L226 216V212H227V210H226V208H224ZM253 207H255V208H259V206H257V205H253ZM165 208V207H164ZM170 208L172 209V210H170ZM180 208V207H179ZM178 208V209H179ZM184 209V207H181V209ZM210 208H211V213H210ZM238 210V216H237V213L235 212L236 211V209ZM10 209V208H9ZM8 209V210H9ZM78 209V210H77ZM104 209V210H103ZM109 209H111V214L109 213V214H106V213H108V212H110L109 211ZM162 209V208H161ZM183 209H182V211H183ZM214 209V210H213ZM229 209H231L230 211H229ZM232 209H235V210H232ZM250 209V210H251ZM83 210V209H82ZM92 210H97V212H99L100 211V213H101V211H102V213L101 214H103L104 213V216L103 215H101L100 213H97L96 214V211L95 212H92ZM113 210V211H112ZM132 210V211H131ZM159 210V211H158ZM209 210V211H208ZM213 210V211H212ZM217 210H219L221 213V215L219 214V211H217ZM241 210V211H240ZM130 211L131 212H134L133 211V209H130L129 211H123V212H121V216H126L127 215V217H125V219H126V223H128L129 224V221L130 220H127V218L128 217H134L135 216V214L134 213H132V214H134V216L130 213ZM203 211V212H202ZM214 211H217V213H216V215L217 214H219L220 216H221V219H220V217H219V215L217 216L219 219V222L221 221V226L219 227V225H220V223H219V225L217 226L216 225V227H217V229L219 230V228H221V232H220V230L219 231H216V228H215V224L217 223L218 224V222H216L215 224H213V222H208L207 223V221H206V219L208 220V219H210L209 221H211V218H213V220H214V222L216 221V219H217V217H216V219H214ZM106 212V213H105ZM185 211H183V213H184ZM197 212V213H196ZM198 212H200V214H202V213H204V212H207V213H204V215H206L205 217H206V219L203 217V220L200 218V217H198V215H196V214H198ZM208 212H209V214H208ZM235 212V214H233ZM240 212V213H239ZM243 212H245V213H243ZM93 213H95L96 215L94 216L93 215ZM113 213V214H112ZM126 213V214H125ZM145 213L147 214V215H145ZM160 213H161V216H160ZM168 213H170V214H168ZM193 213H196V214H193ZM212 213H213V216H212ZM232 213V214H231ZM132 215V216H130V215ZM154 214V215H153ZM156 214V215H155ZM165 214H166V216H165ZM180 214V213H179ZM208 214V215H207ZM241 214H244V215H242V216H240ZM253 214V213H252ZM144 215H145V217H144ZM152 215V216H151ZM196 215V216H195ZM211 215V216H210ZM230 215H232V216H234L235 218H236V216H237V218L235 219V218H233L232 216H230ZM109 216H111V217H109ZM119 215H115V217L117 218ZM149 216V219H150V221H148L149 219L147 218ZM154 216V217H153ZM169 216V217H168ZM255 215H253V217H254ZM122 217V218H123ZM153 219H152V218ZM156 217V218H155ZM162 218L161 220L159 219V218ZM172 217V218H171ZM176 217H181V220H177L176 222H177V224H179L178 226H176L177 224H176V222L175 221H173V220H171V219H174V218H176ZM193 217L195 218L196 217V219L194 220L193 219ZM209 217H211V218H209ZM249 217V216H248ZM252 217V215H251V217L249 218V221L247 222L248 224L250 223H252L251 222V219L253 218ZM2 217H0V230H2L3 229V227L5 226V221L3 220V219H1ZM61 218V217H60ZM59 218V219H60ZM104 218H106V220L104 219ZM107 218H109V219H107ZM191 218V219H190ZM198 218H199V220H202V222H200L199 220H198ZM242 218V219H241ZM262 218H264V216H262L261 217V221H264V219H262ZM118 220H116L117 221V223H118V221L120 222V221H122V220H119V219H121L120 217H118L117 218ZM145 219H147V220H145ZM156 219V220H155ZM205 219V220H204ZM248 219V218H247ZM254 219H252V221L254 220ZM61 220H64V218L62 217L61 218ZM61 220H59V222H60V224L63 222V221H61ZM105 220V221H104ZM108 220V221H107ZM109 220H110V225L109 224H107V222L109 223ZM152 220H154V221H152ZM170 220V221H169ZM175 220V219H174ZM187 220V219H186ZM194 220V221H193ZM244 220H245V222H244ZM103 221H104V224H103ZM111 221H113V223L111 222ZM190 221V222H191ZM235 221H238V222H235ZM92 222V223H91ZM105 222H106V224L110 227H106V224H105ZM158 222V223H157ZM162 222V223H161ZM165 222V223H164ZM170 222V223H169ZM235 224H234V223ZM260 222V223H259ZM65 223V224H64ZM64 223H62V224H64V225H62L63 227H66V224H67V222H66V220H65V222ZM89 223H90V226H89ZM125 223V224H126ZM153 223V224H152ZM175 223V224H174ZM231 223H233V224H231ZM112 224H113V228L114 229H117V231H114V230H112L113 228H112ZM114 224H116V225H114ZM182 224V225H181ZM183 224L185 225V226H188V227H186L187 229H188V231H187V229H185L184 227H183ZM212 224L214 225L213 227L214 228H212ZM228 224V226L230 227L229 229H228V226H226ZM260 224V225H259ZM105 225V228H106V230L109 228L111 231H106L105 229H103V226ZM161 225V226H160ZM167 225V226H166ZM170 225V226H169ZM190 225H192L191 226V228H189L190 227ZM231 225V226H230ZM246 225V224H245ZM91 226V227H92ZM99 226V227H98ZM102 226V227H101ZM136 226V227H135ZM150 226H151V228H153V229H151L150 228ZM163 226H165L164 227V229H165V231H163L164 229H163ZM171 226H173L172 228H173V231H172V228H171ZM205 226V225H204ZM71 228H72V226H70ZM70 227H68V229L67 228H64V232L63 233H65L66 232V230H68L67 231V234L68 233H71L70 232V230L72 231V229L74 228V226H73V228L71 229ZM86 227H84L85 229H86ZM142 227H144V226H142ZM168 227H170L169 229H170V231L169 230H166ZM175 227H177V229L179 230V231H182V229L184 230V233L183 234H181L180 235V232H179V235L177 236L176 234H178L177 232H178V230L175 228ZM183 227V228H182ZM238 227V226H237ZM136 228V231H138V234H139V232L141 233V234H139V237H138V235H136L137 234V232L135 231V235H134V232H133V235L134 236H131V237H129V234L130 235H132V231H133V229H135ZM119 229V230H118ZM125 229V230H124ZM175 229V230H174ZM192 229H195V231L193 232V230ZM200 229V230H199ZM202 229V230H201ZM211 229V230H210ZM249 229V228H248ZM74 230V229H73ZM151 230V231H150ZM229 230V231H228ZM244 230H245V228H244ZM250 230V229H249ZM81 231H83V230H81ZM156 231V232H155ZM223 231V232H222ZM246 232H247V230H245ZM252 231H249L248 233H250V232H252ZM111 232H113V233H115V236H114V234L113 233H111ZM150 232V233H149ZM159 232V233H158ZM220 232V233H219ZM227 232H232L231 234L230 233H227ZM241 232V234H242V232H243V229H242V231H240ZM245 232V233H246ZM117 233V234H116ZM195 233V234H194ZM201 233H203L202 234V236H201V238L203 237L204 239H199V237H198V239H199V241L197 240V239H195L194 237H195V235H198V234H201ZM212 233V235L210 236V238L212 237V236H214V237H212V239L209 241H207L206 240V238H208L209 237V234H211ZM215 233V235H213ZM224 233V234H223ZM226 233V234H225ZM235 233V234H234ZM244 232H243V234L240 236V237H242V236H244V234H245ZM15 235H13L12 237H16L15 239H14V242H17V243H15V244H13V245H16L17 246V248L15 249V247H14V249H13V247L11 248V253L13 254V256H15L16 254H17V252H18V254L19 255H21V254H23V250H22V245H21V234H19V232L18 233H14ZM66 234V233H65ZM113 234V235H112ZM154 235V236H152V235ZM221 234H223V235H221ZM229 234V235H228ZM247 234V233H246ZM150 235V236H149ZM217 235V236H216ZM231 235V236H230ZM239 235V234H238ZM86 236V237H85ZM141 236H143V237H141ZM152 236V237H151ZM200 236V235H199ZM208 236V237H207ZM262 236V237H261ZM145 237V238H144ZM230 237V238H229ZM238 237V236H237ZM252 237H254V238H252ZM143 238H144V240H143ZM209 238V239H210ZM214 238V239H213ZM235 239V240H233V239ZM244 238V237H243ZM230 239V240H229ZM232 239V240H231ZM239 239V238H238ZM237 239V240H238ZM242 239V238H241ZM245 239H243V240H245ZM81 240V239H80ZM83 240V239H82ZM143 240V241H142ZM253 241V240H252ZM252 241H250L249 243H252ZM253 241V242H254ZM260 241H256V242H260ZM13 242V243H14ZM82 241H80L79 243H81ZM83 242H84V244H85V246H82V245H84L83 244ZM82 242V245H80V244H78L79 245V248H80V250L82 249V252L84 251H86V247H88L87 246V242H85V241H83ZM234 242H236L235 244H234ZM245 242V241H244ZM229 243H231V248H230V245L228 246V244ZM243 243V242H242ZM88 244V245H89ZM239 244V243H238ZM254 244H256V243H254ZM253 244V245H254ZM19 245V246H18ZM233 245H235L236 246V249L234 248L235 246H233ZM240 245H242V244H240ZM243 247H245L246 245H245V243H243ZM12 246V245H11ZM10 246V247H11ZM80 246H82V248L80 247ZM90 246V245H89ZM10 247H9V249H8V252L10 253ZM20 247H21V249H20ZM84 247V248H83ZM227 247H229V248H227ZM19 249V250H18ZM256 249V250H255ZM230 250H231V253H229L230 252ZM16 251V252H15ZM81 251L79 252L80 254L82 253ZM234 252V253H233ZM237 252V253H236ZM249 252V254L250 253H252V257L251 256H249V255H247V253ZM10 253V254H11ZM14 253H16V254H14ZM21 253V254H20ZM236 254V255H235ZM256 254V255H255ZM86 256V254L85 253H83V256ZM239 255H245V256H249V257H247V258H244L245 256H242V257H240V258H242V259H240V263H239ZM254 255H255V257H254ZM4 256H6V254L4 255H2L1 257L3 258ZM257 256V257H256ZM12 257V256H11ZM21 257V256H20ZM259 257V258H258ZM24 258H26L25 256H24ZM23 258V256H22V259H24ZM255 258V259H254ZM140 259V260H139ZM253 261H252V260ZM259 259V260H258ZM260 259H262V260H260ZM29 260V259H28ZM85 260V259H84ZM83 260V261H84ZM136 260L138 261V262H136ZM27 262V259H25V260H23V263H25V262ZM65 261V262H64ZM76 261V260H75ZM153 261V262H152ZM255 261V262H254ZM257 261V262H256ZM261 261V262H260ZM29 262V261H28ZM66 262L68 263V261L67 260H64V259H62V261L61 262H59L60 264H66ZM144 262V261H143ZM242 262V263H241ZM251 262H250V264H251ZM75 264H77L76 262H74ZM84 263H86V262H84ZM83 263V264H84ZM248 263V262H247ZM246 263V264H247ZM25 264H29V263H25ZM144 264V263H143Z\"/></svg>",
    "mask_w": 264,
    "mask_h": 264
}]
</instances>
